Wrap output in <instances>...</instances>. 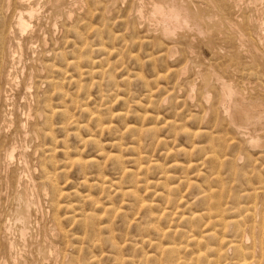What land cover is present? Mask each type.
Instances as JSON below:
<instances>
[{
	"label": "rangeland",
	"instance_id": "obj_1",
	"mask_svg": "<svg viewBox=\"0 0 264 264\" xmlns=\"http://www.w3.org/2000/svg\"><path fill=\"white\" fill-rule=\"evenodd\" d=\"M62 2H63V0H61ZM64 1H66L65 3H69L70 1L71 2H73L74 0H64ZM42 2H44V3H41L40 4V7L41 6H43L44 4H47L48 3V0H43ZM121 2V3H120ZM217 5L219 6V15H218V19H216V20H218V22H215L214 20H211V22H214V23H211L210 21H208L207 20V17H206V15H204L202 18H201V20H199V21H201V23H203V24H201V26H202V28H203V37H197V36H195L196 38H192V41L190 42V43H188V46H187V50L189 51H192V52H188L187 51V55H186V60L184 61L183 60V58H182V60H180L181 62H179L178 64L179 65H176V66H173L172 64L173 63H175V64H177L176 63V60L175 61H173L174 60V58L175 59H177L176 57L179 55H174L173 56V58H170V59H168L166 62L162 59V58H160L159 60H160V63H159V60H157V56L159 55V49H156V48H152V47H148V45H146V44H143L144 45V47L145 48H147V50L143 47V49H145L146 51H148L149 52V54H151V50H152V52H153V54H151V55H148V56H152L153 55V59L154 60H157V63L155 62L154 64L153 63H149L148 61H147V65H146V63H144L146 66H139V64L137 65L135 62V60L133 59V60H131L130 59V62H129V58H128V54H126V53H128V52H124V58H123V60H119L120 61V63H118V64H115V65H113V62L115 61V59L116 58H114V60H112L113 58H111L110 59V61H111V63H109V62H107V61H105V60H103L102 58H104V55H100V53L101 52H97L96 53V51L98 50L99 51V49H100V47L98 46V43H97V41L95 42V40H93L92 38H90L89 39V37H87V43H88V45L85 47V49H83V52L84 53H87L88 55L89 54H92V53H90V52H94L92 55L94 56V58H96L95 56L96 55H100V56H103V57H101V58H99L100 56H97V58H96V60H94V58H93V56L92 57H84V58H82L81 60H80V62H81V68H80V71L79 72H77L75 69H73V67H71V66H69L68 65V63L71 61V59H73V56H77L78 55V52H79V48H81L82 47V44L84 43V41H85V39L86 38H84L85 36H83V37H80V36H76V34H74L75 33V31H74V33L71 35V34H68V35H66L65 34V30H64V17H61V19L60 18H58V20L57 21H60V23H59V25L58 24H56V25H58L57 26V28H59V26H60V29H58L59 31H61V29H63V33L62 32H57L56 33V35L55 36H57V37H55L53 34H52V29H53V27H52V25H53V21H51V25H47V22H49L50 23V20H48V19H42L43 17L41 16H39V21H38V19L35 21V26L41 31L42 29H44L42 32H41V34H43L44 36H45V38L47 37V36H51L50 38L49 37H47L46 38V40H47V42L48 43H50V42H52V43H50V44H48L47 43V49L48 50H45V52H43L44 51V49H46V47L44 48L42 45H41V43L39 44V43H37L36 44V46H37V48H36V50L37 51H39V52H37L36 50H35V53H32V52H29V51H27L26 53H28L27 55H26V53L25 54H23L24 56V58L22 57L21 58V63H20V65H22L23 63L24 64H26V65H22V66H19L21 69L20 70H18V73L19 74H17V76L19 75L20 76V78H17V81H19V84H17V90L15 89V90H13V93H11L10 95H11V97L12 96H17V95H19V96H17V98L15 99V97H10V99H9V102L7 103V107H6V110L7 111H9V112H13L15 115H18L19 113H21L20 111H21V108H22V106H23V103H24V106L26 105V104H31V105H35V104H37V103H39V108H41V109H39V111H41L42 112V110H43V112L45 113H47L48 115H50L49 113H50V111H51V108H52V110H53V116L52 117H50V123H49V125L48 126H52V128H54V129H52L53 131L49 134L50 135V137L51 136H54V137H56V139L53 137L52 139H55L56 141H59V142H55V140L53 141V140H51L50 139V137L49 138H46L45 139V146L44 147H42V148H40L39 150H40V152H43V153H39L38 155L39 156H35V154H37L38 153V149L36 150V148L35 147H32L33 148V150H32V148H30L31 146H32V144H31V146H30V143H22L20 140H23V142L24 141H26V142H28V140H26V138L24 137V135L23 134H21V136H20V134L17 136V135H14L17 139H15V137H13V136H11V137H8L7 138V141H8V139L10 138L11 140L12 139H15L14 140V142L15 143H19V141L21 142V143H19V146L21 147H17V144H16V148H19V149H16V159H15V163H14V160L12 161L13 162V164H10V163H12V162H10L9 164H4L3 162L2 163H0V164H2V165H0V169H4L5 171H7V172H5L4 171V173H0L1 175H0V178H3V180L1 179V181H0V186H2V187H0V193H4V197H3V194H0V197L2 198V199H4L3 201H6V202H4L3 203V201H1L2 199H0V203L2 204V205H4V206H6V207H9V208H11V206H10V204L12 203L13 204V200H15V198H16V196H17V193L19 194L20 193V191L22 192V190H26V191H28L27 193H28V197L29 198H31L32 197V199L33 200H36V198L38 197L39 198V200L37 201V203H36V208H35V210H32V213H31V215H30V219H31V224H30V226H31V228L29 229V232H28V234L26 235V237L25 238H22L21 236H20V233H19V231H17L16 232V230H17V228H16V230H14V229H12V231L11 232H9V234H8V237H7V241H8V244L9 243H11V241L12 242H15V243H11V249L9 250L7 247L6 248H4V247H0V249L2 250L1 252H0V264H2V262L4 261V264H22V262L25 264V262L24 261H26V264H126V262H128V264H130L129 263V261L131 262V264H141L142 262V264H153V262L156 264V262L155 261H152L151 262V260H153V259H150V258H152V257H149V256H151V255H153V254H155L156 252V250H154L153 248H151V247H148L146 244H144L143 246H141V241H146L147 239V241H152V240H154V241H152V242H155V243H158V241L160 240H163V241H161V242H168V241H170V242H173V243H175V244H179V243H181L182 241L184 242V239L183 238H181V236L180 235H178V233H179V229H181V228H183L182 230H185L184 228H187L188 227V224L186 225L185 223H183L182 224V222H184V221H182V219L180 218V219H178L176 216V218H174V216H172V218L170 217V218H168V219H170V220H167V218H159L160 219V221H159V219H158V217H159V215L158 214H160V213H158L157 215H155L156 214V212L158 211L159 212V210H165L166 211V209L167 210H170L171 208V205H173V203L175 202V201H172V199L173 200H177V199H182V198H185V196H186V198L185 199H182V201H184V200H187L188 202V204H187V206H189V207H191L190 209H188V207L186 206V207H184V208H182L183 210H185V211H182V209H180L183 213H185L187 210L186 209H188V212H189V210L190 211H194V209L195 210H200V214H205V213H207L206 212V210H203L205 207H207V205H203L201 202V199H203L204 198V196L203 195H205L206 193H204L205 192V188L206 187H211L210 189H212L213 191H215V193H218V194H216V195H222L224 192L227 194L228 193V191H229V193L227 194L228 196H226V194L224 193V196H225V200H222L221 201V206H222V210H224L226 207H231V205H236V204H240L241 202L243 203V202H245V200L243 199V198H241V196L243 197V194L244 193H246V192H249V191H247L246 189L247 188H245L246 187V185L244 184L245 183V180L246 179H248V180H250V181H253V183H254V186L255 187H258L259 186V184H255V182H256V180H257V176L259 175V173H260V163L262 164V162L263 161H260V157H258V156H261V155H264V153H263V151H264V149H263V146H264V144L263 145H260V146H258V147H255V146H249V145H247V146H249V147H247L246 146V144H245V139L244 138H239L238 137V140H237V142H238V147H236L235 148V146L233 147V148H229V149H226L227 150V152H226V150L225 151H223V152H221V153H219V154H215V152H213V150H212V152H211V150H208V148H210V147H208V145L210 146V144H208V140L207 139H203V140H201V138H203V137H200L201 135H199V136H195L196 134H194V132L196 133V132H198V130H200V131H208V132H211L212 131V133H214V135L215 134H218L219 136H227V137H236L235 136V132H234V130L231 128V127H229L228 128V126H225V125H227V122L225 121V117L224 116H226L225 115V113H219V114H216L215 112H213V109H212V106H213V99L211 98V99H208V101L207 100H203V98H205L207 95L206 94H208L209 96H214V93L215 92H217V90L218 89H215L219 84V82H217V80L220 78V79H222L221 81H223L224 79H226L227 78V80H225V81H223V82H226V84H229V85H235L236 84V86L235 87H238V89L237 88H234L235 90H238L239 92H242L241 94H243L241 97H243L245 100L244 101H247L246 103H260L261 105H262V109L264 110V90H263V88H264V78H262V77H264V48L263 49H260V48H262V46L264 47V45H262V44H264L263 42H264V38L262 37V36H259L258 37V40H257V38H256V31L254 30V24L253 23H255V19L257 20V18H262V19H264V5H262V4H264V0H263V3H261V2H258V5H260V6H257L256 4H255V2H253L252 0H250V2H249V0H247V2H243L244 4H242L241 6H239L238 8L239 9H241V10H239L238 8H233L232 9V6H231V4H229V0L228 1H226V0H217ZM224 2V3H223ZM249 2V3H248ZM52 3V2H51ZM113 3H119V5H117L116 7H118L117 8V10H118V13H120V10H121V14L122 13H124V16H125V14H126V10L123 12V7H121V5L123 4V2H122V0L120 1V0H114L113 1ZM128 3H129V1H128ZM228 3V4H227ZM231 3V2H230ZM245 3H246V6H248V7H246L247 9H245ZM124 4H126V1H125V3ZM123 4V5H124ZM213 4H215L214 2L211 4V6H214ZM228 5V6H227ZM229 5H230V7H229ZM250 5V6H249ZM262 5V6H261ZM125 6V5H124ZM262 7V8H261ZM120 8V9H119ZM251 8H253V9H251ZM261 8V9H260ZM227 9V10H226ZM256 9V10H255ZM258 9V10H257ZM76 11V13L74 14L73 13V15H75V17H74V19L76 18H78L79 16H80V10H77V9H75ZM239 10V11H238ZM244 10H246L247 11V13H246V11H244ZM252 10V11H251ZM4 11H6V9L4 10ZM233 11V12H232ZM241 11V12H240ZM258 11V12H257ZM127 12H128V9H127ZM222 12V13H221ZM231 12H232V14H231ZM241 14H243V15H241ZM251 12H253L252 14H250ZM79 13V14H78ZM236 13H237V15H238V17H237V15H236ZM245 13V14H244ZM255 13V14H254ZM257 13V14H256ZM261 13V14H260ZM4 14H5V17H9V14L10 13H8V12H4ZM6 14H7V16H6ZM121 14H119V15H121ZM207 14H208V11H207ZM224 14V15H223ZM254 14V15H253ZM261 16H259V15ZM77 15V16H76ZM82 15V14H81ZM230 15H232V16H230ZM244 15L246 16V17H244ZM249 17H248V16ZM258 15V16H257ZM115 16H117V14L115 15ZM254 17V20H253V17ZM206 17V18H205ZM231 17H235V19L233 20V18L232 19H230V20H232V21H230L228 18H231ZM242 18H244V19H242ZM252 21H251V20ZM63 22H62V21ZM98 20L99 19H93L92 20V23L93 24H98ZM235 20H238V21H235ZM240 20H241V22H240ZM246 20H248L246 23H250V24H252V27H251V25H249V24H246V23H244ZM43 22V25L44 26H41L42 25V22ZM95 21V22H94ZM207 21V22H206ZM36 22H38V23H36ZM75 22V21H74ZM145 22V23H144ZM209 22V23H208ZM61 23L63 24V25H61ZM211 23V24H210ZM223 25H221V24ZM226 23L227 24H229V27H228V25H226ZM235 23V24H234ZM243 23H244V25H243ZM40 24V25H39ZM46 24V25H45ZM108 24H110V23H108ZM120 24L121 23H117L115 26H112L113 27V29L112 30H115V31H117V32H119V31H121V33L120 34H124L123 36L125 37V39H129L128 38V36L131 38V37H137V33L136 32H133L132 30H131V26H128L126 29H128V30H131L136 36H133L134 34H132V32L130 31H126L125 30V28H123V26L121 25L120 26ZM144 24H146V26H147V23H146V21H143V20H141V25L142 26H140V27H145L146 28V26L144 25ZM204 24H206V25H204ZM234 26H233V25ZM40 26V27H38V26ZM114 25V24H113ZM211 25H213V27L211 26ZM216 25V26H215ZM219 25H220V29L222 30V31H219L220 29H219ZM239 25V26H238ZM116 26H117V28H116ZM243 26V27H242ZM43 27V28H42ZM47 27H49V28H51V29H47ZM120 27V28H119ZM130 27V28H129ZM139 27V28H140ZM222 27V28H221ZM235 28V30L238 28V27H240L239 29H237L236 31L235 30H233V31H231V29L230 28ZM246 27H249V28H246ZM250 27H251V30H250ZM124 29V31H122L123 29ZM144 28V29H145ZM205 28H206V30H205ZM211 29L210 31H211V34H208L209 33V31H208V29ZM212 28L214 29V30H212ZM223 28H225V29H223ZM233 28V29H234ZM46 29H47V31H46ZM216 29H219V30H217L216 31ZM247 29V30H246ZM51 30V31H50ZM82 29L80 28L79 30H77V31H81ZM232 32V33H230V31ZM239 30V31H238ZM245 30H246V32L247 33H244L245 32ZM255 32H254V31ZM50 31V32H49ZM114 31V32H115ZM206 31V32H205ZM238 31V32H237ZM244 33V34H246L247 36H249V33L251 34L250 36H254L253 37V40H255L254 42V45H253V49H249L251 46H252V43H251V41L247 38V36L246 35H243L242 33ZM252 31H253V33H252ZM44 32H47V33H50L49 35H46V34H44ZM113 32V31H112ZM237 33V34H239V35H237V36H235L236 34L235 33ZM205 33H207L206 34V36L208 37H206L205 36ZM227 33V34H226ZM235 35H234V34ZM58 34V35H57ZM127 35V37H126V35ZM130 34V35H129ZM223 36V34H224V38L221 36V35ZM228 34H230L229 36H227ZM60 35H62V36H60ZM215 35H217V36H215ZM54 36V37H53ZM149 36H152L151 34L149 35ZM206 38H205V37ZM219 36H221V37H219ZM61 37V38H60ZM213 37V38H212ZM48 38L50 39V40H48ZM57 38V39H56ZM58 38H60V39H58ZM64 38V39H63ZM79 40H78V39ZM80 38H81V40H80ZM201 40H200V39ZM237 38H239V39H237ZM242 38H244V39H242ZM247 38V39H246ZM259 38H261V39H259ZM51 39H53V41H51ZM72 39V40H71ZM197 39V40H196ZM208 40V43L207 44H205L206 42V40ZM213 39H214V41H213ZM221 39H222V41H221ZM237 39V40H236ZM56 40V41H55ZM195 40V41H194ZM209 40H211V41H209ZM220 40V41H219ZM263 40V42H261ZM50 41V42H49ZM54 41H55V43H58V44H55L54 43ZM58 41V42H57ZM80 43H79V42ZM194 41V42H193ZM236 41V45H235V42ZM249 42L248 44H246L247 42ZM63 42H66L65 44L63 43ZM72 42L74 43V44H72ZM83 42V43H82ZM93 42V44L95 43L96 45H93V44H91V45H89V43H92ZM211 42V43H210ZM238 42V43H237ZM260 43V45H259V43ZM113 42H110V45L109 46H111V45H113L112 44ZM121 44V42L120 41H118V43L117 42H115V45H113V46H117V45H120ZM194 45H192V44ZM198 43H201V44H198ZM210 43V44H209ZM214 43V44H213ZM221 43V44H220ZM224 43V44H223ZM241 45H240V44ZM243 43V44H242ZM38 44H39V46H38ZM53 44H55V47H54V45ZM68 44H70L69 46H68ZM78 44H80V45H78ZM109 44V43H108ZM204 46H203V45ZM249 44H250V46H249ZM57 45V46H56ZM61 46V47H59L58 48V46ZM146 45V46H145ZM202 45V46H201ZM205 45H207V48H206V46ZM211 47H209V46ZM217 45H219V46H217ZM237 45H238V48H237ZM243 45V46H242ZM245 45H248L247 47H244ZM262 45V46H261ZM50 46H53V47H50ZM95 46V47H94ZM97 46V47H96ZM222 46V47H221ZM224 46H226L227 48L226 49H223V48H225ZM229 46V47H228ZM233 46V47H232ZM254 46H255V48H254ZM94 47V48H93ZM99 47V48H98ZM118 47V46H117ZM138 46H136V49L137 50H139L140 51V53H137L136 51V53H137V56L138 55H140L141 56V62H145V60L144 59H146V57H147V59L146 60H148V59H150V57H148L147 55H145V54H148V53H146V51H144L143 49H139V48H137ZM200 47V48H199ZM215 47V48H214ZM218 47V48H217ZM241 47H244V48H241ZM257 47V48H256ZM40 48H43L42 50H40ZM56 48H58V51H56L55 49ZM134 48V49H133ZM132 48V50L130 49V48H127V50L128 51H134V50H136L135 49V47H133ZM142 48V47H141ZM177 48H179V47H177ZM194 48V49H193ZM208 48H210V49H208ZM212 48H214V49H212ZM217 48V49H216ZM222 48V50H219V49H221ZM230 48H233V49H235L234 50V53H236V54H231V53H233V49L231 50ZM246 48H248V50L246 49ZM252 48V47H251ZM53 49H54V51H53ZM72 49H74V51H75V53L74 52H72V54H71V51H72ZM92 49V50H91ZM94 49L96 50V51H94ZM156 50V53L154 52L155 50ZM191 49H193V50H191ZM229 49V50H228ZM240 49H242L243 50V52H242V50H240ZM255 49H257L259 52H260V55H262V56H258L259 55V52L257 51V50H255ZM161 50V49H160ZM195 50V51H194ZM210 50V51H209ZM229 52H228V51ZM240 51V52H238V51ZM253 50H255V51H253ZM42 51V52H41ZM47 51H49V53H47ZM138 51V52H139ZM194 51V52H193ZM197 51V52H196ZM200 51V52H199ZM215 51V52H214ZM222 51H224V52H228L227 53V55H226V53H223ZM236 51V52H235ZM245 51V52H244ZM251 51H253V52H255V53H252ZM37 52V53H36ZM58 52H59V54H61V56H59V54H58ZM134 52V53H135ZM143 52H144V54H143ZM213 52V53H212ZM219 52V54H217ZM247 52H249L248 54H250V53H252V54H250V55H248V56H250V58H247L248 56L247 55H245ZM258 52V53H257ZM43 53V54H42ZM44 53H45V55H44ZM55 54V56H53L54 54ZM74 53V54H73ZM135 53V54H136ZM155 53V54H154ZM191 53V54H190ZM201 55H200V54ZM220 53H221V55H222V53H223V55L221 56L220 55ZM238 53V54H237ZM240 53L242 54V55H240ZM35 54V55H34ZM37 54V55H36ZM96 54V55H95ZM143 54V55H142ZM158 54V55H157ZM189 54V55H188ZM198 54L201 56V57H197L198 56ZM213 54H216V55H214L213 57H211ZM30 55V61L28 60L29 59V57H27V56H29ZM39 55V56H38ZM52 55V56H51ZM69 55H72V56H70L69 57ZM145 55V56H144ZM156 55V56H155ZM205 55V56H204ZM228 55H230V57L232 58V60H234V59H236V60H234V61H231L230 59V57L228 56ZM231 55H233V56H231ZM255 55H256V57L259 59V61H257L258 59L255 57ZM26 56V57H25ZM39 57L38 58V60H37V58L36 57ZM45 56H49V58H47V57H45ZM57 56H59L58 57V59H59V62H58V59H57ZM62 56L64 57V59H62ZM127 56V57H126ZM190 56H194V57H190ZM209 56V57H208ZM217 58H216V57ZM241 56H243L242 58L243 59H245L244 60V62H243V60H241L239 57H241ZM246 58H245V57ZM34 57L36 58V60H34ZM52 57H54V59H52ZM126 57V58H125ZM139 57V56H138ZM144 59H143V58ZM180 55L178 56V59L177 60H179L180 58ZM189 57V58H188ZM203 57H207V59L209 60L210 58V61H208V60H205L206 58H203ZM41 58V59H40ZM66 58H69V59H66ZM90 58V59H89ZM92 58V59H91ZM204 60H202V59ZM224 58H228V59H224ZM237 58H239L238 60H237ZM261 58V59H260ZM88 59V60H87ZM98 59V60H97ZM125 59H127L126 61H128L129 63H126V61H125ZM173 59V60H172ZM214 59H216L215 61H214ZM224 60V61H226V62H224V61H222V60ZM247 59V60H246ZM257 59V60H256ZM25 60V62H23ZM47 61V62H50V61H52V62H50V63H52L53 65H56V66H54V69H53V72H51V74H50V72H48L47 73V76H51L53 79H54V81L56 82V84H57V90H55L54 91V95H52L51 94V89L52 88H50V86L48 85V84H46V83H44V82H42V83H40L39 81V79H38V82L37 83H40V84H38L37 85V83L35 82V81H37V79L35 78L36 77V74L37 73H35L34 71L35 70H33L32 71V69H35L36 67H34L35 65L37 66L38 64H39V61L40 62H42V61ZM86 60V61H85ZM90 60H93L94 61V64H92L91 62H93V61H91L90 62ZM99 60H103L102 61V64L100 65V62L101 61H99ZM163 60V61H162ZM171 60V61H170ZM197 60V61H196ZM212 60V61H211ZM250 60V61H249ZM64 61H66V62H64ZM105 61V62H104ZM118 61V62H119ZM124 61V62H123ZM190 61V62H189ZM195 61V62H194ZM206 61V62H205ZM235 61H236V63H235ZM246 61V62H245ZM249 61V62H248ZM260 61H263L262 63L260 62ZM23 62V63H22ZM32 63L31 65H32V67H31V65H29V63ZM36 62V64H34ZM38 62V63H37ZM57 62V63H56ZM90 62V63H89ZM121 62H123V64L125 63V65H123ZM152 62V61H151ZM162 62H164V64H166V65H164V64H162ZM168 62V63H167ZM178 62V61H177ZM201 62L203 63V64H201ZM231 62V63H230ZM240 62V63H239ZM242 62V63H241ZM252 62H254L255 63V66L254 67H256L255 69H254V67H252V65L254 64H252ZM58 63H60V64H58ZM95 63H96V65H95ZM107 63H109V67L111 66H114V67H110V69H109V67H108V64ZM133 63H135V67H136V69H134L135 67L132 65ZM172 63V64H171ZM184 63H186V64H184ZM191 63V64H190ZM196 63V64H195ZM197 63H200V64H197ZM205 63H206V65H205ZM208 63V64H207ZM213 63H216L215 65L213 64ZM218 63H220V64H218ZM237 63H239L238 64V68H235V66L237 67ZM63 64V65H62ZM66 64V65H65ZM87 64V65H86ZM97 64L100 66H98V67H95V66H97ZM103 64L106 66V68H102L101 66H103ZM171 64V65H170ZM174 64V65H175ZM212 64V65H211ZM231 64V65H230ZM245 64H248L247 66L245 65ZM257 64V65H256ZM60 65H62V66H60ZM64 65L66 66V67H64ZM83 65H85V66H83ZM91 65H92V67H91ZM95 65V66H94ZM116 65H118V66H116ZM120 65V66H119ZM121 65H123L125 68H127V67H130V68H127L126 69V71H125V68L123 67V66H121ZM151 65H155V68L154 67H152ZM156 65H158L157 67H156ZM161 65V66H160ZM167 66L168 65V67H165V69H168V70H165L164 69V67H162V66ZM186 65V66H185ZM198 65V66H197ZM217 65H218V67H217ZM244 65H245V67H244ZM24 66V67H23ZM140 67V69H142L143 71H141L140 69H139V67ZM151 66V67H150ZM172 66V67H171ZM178 66V67H177ZM182 66V67H181ZM190 66V67H189ZM199 66H201L202 67V69L204 70H202V69H200V67ZM227 66V67H226ZM229 66H232V68H230ZM253 68H251V67ZM34 67V68H33ZM56 67V68H55ZM61 67H64V68H61ZM89 67H91V68H89ZM104 67V66H103ZM108 67V68H107ZM134 67V68H133ZM142 67V68H141ZM150 67V69H148ZM159 67H160V71H159ZM175 67H177V68H175ZM185 67V68H184ZM198 67H199V69H198ZM204 67H207V68H204ZM213 67V68H212ZM250 67V68H249ZM22 68L25 70L24 72H26V73H24V72H21V70H22ZM99 68V69H98ZM114 68H115V70H114ZM124 69V71H123V69ZM155 69V71H154V69ZM169 68H170V70H169ZM171 68H172V70H171ZM180 68H184L185 70H183V74H186L187 73V75H182V77L180 78V79H182L181 81H179L180 79L178 78V80H177V77H176V74H174L173 72H174V70L176 69V71L177 70H179ZM187 68V69H186ZM196 68V69H195ZM210 68H212V69H210ZM220 68L222 69V70H220ZM226 68H228V69H226ZM229 68L231 69V70H229ZM241 68V69H240ZM244 68H246V69H244ZM30 69V70H29ZM62 69H64V70H62ZM91 69H95V70H93V71H95V73L92 71V74H91ZM97 69V70H96ZM101 69H103V71L101 70ZM106 69V70H105ZM122 69V70H121ZM132 70V71H134L135 70V74H143V75H141L140 77L141 78H138L136 75L134 76V73H133V76L135 77H133L132 76V73H131V71H128V70ZM144 69H147V71L146 70H144ZM152 69V70H151ZM156 69H158V71L156 72ZM161 69L164 71H161ZM188 69H192L191 71L192 72H194V73H192L191 71H189ZM216 69V70H215ZM242 70V71H240V70ZM259 69H260V71H259ZM69 70H71L70 72H69ZM100 70V72H98ZM107 70H109V71H111V70H113L112 71V73L111 72H109V71H107ZM137 70V71H136ZM139 70V71H138ZM194 70H196V71H194ZM199 70V71H198ZM202 70V72H200ZM208 70H212V71H208ZM227 70H229V71H227ZM232 70H234V71H232ZM235 70H237V72H239L238 74L235 72ZM246 70V71H245ZM32 72V73H29V72ZM63 71H65V72H63ZM66 71H68V72H66ZM76 71V72H75ZM85 71H86V73H85ZM105 71V72H104ZM115 71H116V73H118V74H116L115 75ZM123 71V72H122ZM143 72V73H138V72ZM145 71V72H144ZM187 71V72H186ZM209 73H208V72ZM216 73H215V72ZM219 71V72H218ZM227 71V72H226ZM262 72V73H260V74H258L259 72ZM28 72V73H27ZM83 72V73H82ZM88 72H90V74L88 73ZM100 73L99 75H98V73ZM122 72V73H121ZM124 72H126V75H123V73ZM166 72V73H165ZM191 72V73H190ZM200 72V73H199ZM203 72H205V73H203ZM223 73V74H220V73ZM232 72H233V74H232ZM258 72V73H257ZM77 73V74H76ZM93 73H94V76H92V81H91V75H93ZM108 74V73H110V75H111V77H113V78H111L110 77V75L108 76V75H106V74ZM131 73V74H130ZM146 73H148V74H146ZM156 73V74H155ZM170 73V74H169ZM242 73V74H241ZM24 76H23V75ZM29 74H31V76H32V81H27V77L28 76H30ZM33 74V75H32ZM71 74H73V76H71ZM74 74H76V75H74ZM82 74H84V77H80V76H83ZM86 74V75H85ZM89 74V75H88ZM120 74L122 75V76H124V81H126V85H127V82H128V87H125L126 85L124 84L125 82H121V81H119V80H123V78H122V76H120ZM153 74H155V75H153ZM161 74H162V76H161ZM166 74V75H165ZM169 74V75H168ZM194 75V76H192V75ZM199 74H203V75H200V76H202L201 78H199V77H197ZM206 74V75H205ZM211 74H212V76H211ZM234 74H237V75H234ZM239 74H241V75H239ZM244 74H246L245 76L247 77V78H243V76H244ZM262 74V76H260ZM52 75H54V76H52ZM61 75V76H60ZM98 76V78L96 77V76ZM102 75V76H101ZM115 75V76H114ZM129 77H128V76ZM144 75H147V76H152V78L150 79V78H148V77H145ZM158 75V76H157ZM215 75H221V77H216ZM225 75V76H224ZM226 75H227V77H226ZM231 75V76H230ZM260 76L259 78H258V76ZM16 76V77H17ZM21 76L23 77V79L25 80H23L22 78H21ZM68 76H70V77H68ZM85 76H87V77H85ZM100 76V77H99ZM118 76V77H117ZM128 77V78H125V77ZM131 76V77H130ZM153 76H154V78L155 79H153ZM186 76V77H185ZM205 76V77H204ZM244 76V77H245ZM60 78V77H62V78H60V80H58L57 78ZM72 77V78H71ZM73 77H77L78 79L75 81H73ZM97 79H96V78ZM102 77V78H101ZM108 77V79H110V81L109 80H107L106 79V81H104L105 80V78H107ZM110 77V78H109ZM114 77H117V78H114ZM168 77H169V79H168ZM172 77H175V78H172ZM191 77V78H190ZM229 77V78H228ZM235 77V78H234ZM240 77V79H238ZM69 78H70V80H69ZM89 78V79H88ZM96 80H98V82H96L95 81V79ZM144 78V79H143ZM203 78V79H202ZM214 78V79H213ZM243 78V79H242ZM21 79H22V81H21ZM72 79V80H71ZM74 79H76V78H74ZM94 79V80H93ZM115 79V80H114ZM116 79H117V84H115L116 83ZM127 79H130L133 83H134V85H136V86H134V87H131V85H132V83H131V81L129 82ZM134 79H136V80H134ZM139 79V80H138ZM192 79V80H191ZM195 79V80H194ZM210 79V80H209ZM219 79V80H220ZM234 79V80H233ZM246 79H247V82H245L246 81ZM255 79H258L257 80V82H260V83H257L256 82V80ZM260 79V80H259ZM63 80V81H62ZM68 80V81H67ZM89 80V81H88ZM138 80V81H137ZM149 80H151V82H152V84L150 83V81ZM184 80V81H183ZM212 80H215L216 81V84H215V81H212ZM218 80V81H219ZM229 80V81H228ZM239 80V81H238ZM25 83H24V82ZM62 81V82H61ZM70 81V82H69ZM101 81H102V83H101ZM111 81H114V83H112ZM136 81V82H135ZM140 81V82H139ZM142 81V82H141ZM157 81V82H156ZM161 81H164V82H161ZM171 83H170V82ZM194 81H196V82H194ZM201 81V82H200ZM204 81V82H203ZM210 81H212L213 83H211ZM235 81V82H234ZM243 81V82H242ZM32 84H31V83ZM33 82H35V83H33ZM90 82V87H87V86H89V85H86V84H88ZM93 82H96V83H99V84H97V87H96V85H95V83H93ZM103 82H106L107 84H105L104 83V85H102L103 84ZM118 82H120V84L118 83ZM144 82H146V84L144 83ZM148 82H149V84H148ZM179 83V84H177V83ZM187 84H186V83ZM189 82V83H188ZM194 82V83H193ZM198 82H200V83H198ZM203 82V83H202ZM250 82H252V83H250ZM109 83H111L110 85H113V87H117L118 89H123V90H125V91H123V90H121V93H122V91H123V94H121V93H119V94H117L118 93V89L117 88H113V89H115L114 90V93H113V89L109 86ZM121 83H123L122 84V86L120 87V85H121ZM136 83V84H135ZM154 83V84H153ZM175 85H174V84ZM198 83V84H197ZM211 83V84H210ZM239 83V84H238ZM243 83V84H242ZM250 83V84H249ZM25 84H28L29 85V87L31 88L30 90H27L26 92H25V90H24V87L25 86H23V85H25ZM60 85V87H59V85ZM65 84V85H64ZM165 84H166V86H165ZM170 84V85H169ZM186 84V85H185ZM208 84H210V85H208ZM218 84V85H217ZM247 85V86H249V88L246 86V87H244L245 85ZM259 84V85H258ZM19 85V86H18ZM34 85V86H33ZM62 85V86H61ZM93 85H95V86H93ZM115 85V86H114ZM142 85H144L143 87H139V86H142ZM154 85V86H153ZM156 85V86H155ZM171 85L173 86V87H171ZM176 85H179L178 87L176 86ZM183 85V86H182ZM189 85V86H188ZM194 85H195V90H194ZM244 85V86H243ZM255 85V88L253 87V86ZM35 86H36V88H35ZM39 86H40V88H39ZM48 86V87H47ZM64 86V87H63ZM102 86V87H101ZM123 86H124V88H123ZM147 86V87H146ZM162 86H163V88H162ZM176 86V87H175ZM187 86V87H186ZM208 86H209V90H206V89H208ZM44 87V88H43ZM100 87V88H99ZM141 89H139V88ZM145 87H146V91H143V89H145ZM155 87V88H154ZM205 87V88H204ZM219 87V86H218ZM217 87V88H218ZM232 87H234V86H232ZM46 88H50V90H47ZM128 88V89H127ZM161 88V89H160ZM169 88V89H168ZM214 88V89H213ZM241 88H242V90H241ZM253 89L254 88V90L252 91L251 89ZM260 90H258V89ZM262 90H261V89ZM23 89V90H22ZM46 89V90H45ZM127 89V90H126ZM171 89V90H170ZM190 89V90H189ZM193 89V90H192ZM213 89V91H211ZM109 90H111V92L114 94H112ZM156 90H160V92H158V91H156ZM165 90V91H164ZM167 90H170V91H167ZM176 90V91H175ZM178 90V91H177ZM189 90V91H188ZM199 90V91H198ZM203 90V91H202ZM255 90L256 91H258V93L259 92H263V93H255ZM23 91V92H22ZM42 91H44L43 93H41V94H39V92H42ZM78 91H79V93H78ZM107 91H109V92H107ZM141 93H140V92ZM169 93H167V92ZM179 91H180V93H179ZM195 91V92H194ZM205 91V93H203ZM207 91V92H206ZM219 91V90H218ZM20 92V93H19ZM30 92H32V93H30ZM36 92H37V94H36ZM58 92H62V93H58ZM107 92V93H106ZM120 92V91H119ZM130 92H131V94H133L134 92V94H138V92H139V94L136 96V95H131L130 94ZM146 92H148V93H146ZM154 92V93H153ZM165 92V93H164ZM182 92V93H181ZM190 92H192L193 94H191ZM244 92V93H243ZM16 93V94H15ZM21 93H23L22 95H21ZM27 93V94H26ZM102 93V94H101ZM104 93H106V94H104ZM116 93V94H115ZM124 93H125V95H124ZM127 93V94H126ZM157 93H158V95H159V93H164V94H161V96H157ZM172 93H174V94H172ZM186 93V94H185ZM250 93H252V94H250ZM253 93H255V95L253 94ZM39 95V99H36L37 98V96ZM43 94L45 95V94H48V95H45V97H43ZM51 94V95H50ZM59 94H61V96H63V97H60V95ZM109 94H111V97H110V95ZM130 94V95H129ZM141 94V95H140ZM146 94V95H145ZM148 94H150V95H148ZM180 94H182V96H180ZM188 94V95H187ZM192 96H191V95ZM199 94V95H198ZM9 95V94H8ZM26 97H28V98H26ZM27 95H29V96H27ZM31 95V96H30ZM40 95H42V96H40ZM50 95V96H49ZM57 95H59V96H57ZM69 95L72 97V99H68L69 98ZM103 95H105L106 97H104ZM116 95V96H115ZM139 95H140V97H139ZM142 95H144V96H142ZM173 95H175L174 97H173ZM186 95H187V97H186ZM205 95V96H204ZM245 95V96H244ZM248 97H247V96ZM24 96V97H23ZM34 96H36V97H34ZM56 96H57V98H56ZM75 96V97H74ZM76 96H79V97H76ZM112 96H114V98H112ZM118 96V97H117ZM121 98H120V97ZM130 96V97H129ZM132 96V97H131ZM136 98H135V97ZM142 96V97H141ZM169 97V99L167 100V98ZM184 96V97H183ZM200 98H199V97ZM201 96H203V98L201 97ZM255 96V97H254ZM22 99H21V98ZM30 97V98H29ZM42 97V98H41ZM46 97H48V98H46ZM54 97V98H53ZM60 97V98H59ZM70 97V98H71ZM116 97V98H115ZM125 97H127V98H130L129 100H127V98H125ZM134 97V98H133ZM144 97V99H143V101H142V98ZM147 97V98H146ZM156 97H158V99L156 98ZM166 97V98H165ZM182 97V100L180 99ZM189 97H192V98H190L189 99ZM193 97H194V99H193ZM247 97V98H246ZM26 98V99H25ZM33 98H35L36 100H40L39 102L38 101H34V99ZM41 98V99H40ZM63 98V99H62ZM89 98V99H88ZM108 98L109 99H111V101H109L108 100ZM117 98H120V101L122 100V98H124L123 100H124V102L123 101H121V103H123V104H125V105H123V104H121L120 102H117V101H119V99H117ZM141 98V99H140ZM155 98V99H154ZM171 98V99H170ZM11 99H13V100H11ZM19 103V104H21V102H22V104L19 106V104L15 101V100ZM28 99V101L26 102V100ZM29 99L31 100L30 102H29ZM45 99V100H44ZM78 99H79V101H81L80 103H78ZM102 99H104V100H102ZM113 99H115V100H113ZM117 99V100H116ZM134 99V100H133ZM160 99V100H159ZM197 99H199L198 100V102H197ZM202 99V100H201ZM10 100L11 101H14L13 103H15V104H13V103H10ZM24 100V101H23ZM47 100H50L49 102H47L46 103V107L45 108H43L44 107V102H46ZM59 100V101H58ZM72 100V101H71ZM76 100V101H75ZM106 100H108V103H106L107 101ZM126 100L128 101V103L126 102ZM131 100H133V101H131ZM157 100H159V101H157V103H156V101ZM209 100H211L210 102H209ZM251 102H250V101ZM256 100V101H255ZM58 101V102H57ZM65 101L67 102V103H65ZM83 101V102H82ZM101 101V102H100ZM115 101V102H114ZM130 101V102H129ZM135 101V102H134ZM137 101H138V103H137ZM140 101V102H139ZM155 101V102H154ZM174 103H173V102ZM180 101H181V103H180ZM204 103H203V102ZM260 101V102H259ZM26 102V103H25ZM29 102V103H28ZM34 102H37V103H34ZM50 102H52V103H50ZM56 102V103H55ZM73 102H76V103H74L73 104ZM126 102V103H125ZM133 102V103H132ZM141 102H143V103H141ZM148 103V105H147V103ZM172 102V103H171ZM188 102V103H187ZM189 102H190V104H189ZM205 102H207V103H205ZM212 102V103H211ZM262 102V103H261ZM103 103H105V106H103L104 104ZM139 103H140V105H139ZM152 103H154L153 104V106L151 105ZM198 103L199 104H201V105H198ZM61 104V105H60ZM65 104V105H64ZM83 104H86L87 106H88V108H90L89 109V111H87V112H84L85 111V109H88L87 107H86V105H83ZM108 104V105H107ZM137 106V104H138V106H142V104H145L146 106H142V107H136L135 105ZM47 105H49V106H47ZM63 105H64V107H63ZM80 105H82L81 107H79ZM99 105H101V109H100V106ZM150 105V106H149ZM207 105H208V107H211V108H208L207 107ZM12 106H18V107H13V108H17V109H13L12 108ZM61 106H62V108H61ZM65 106H67V107H65ZM76 106V107H75ZM109 106V107H108ZM149 106V107H148ZM152 106V107H151ZM56 107H59V108H56ZM72 107H75V108H73V109H71ZM83 107H85V108H83ZM108 107L110 110H108V108L106 109V108ZM154 107H155V109H154ZM81 108V110H79ZM105 108V109H104ZM143 109V111H142V109ZM152 108V109H151ZM210 110V112H209V110ZM9 109V110H8ZM57 109H59L60 111H58ZM71 109V110H70ZM93 109V110H92ZM100 109V110H99ZM112 109V110H111ZM140 109V110H139ZM11 110V111H10ZM15 110H16V112H15ZM20 110V111H19ZM68 110V111H67ZM73 110V111H72ZM84 110V111H83ZM90 110H91V112H90ZM98 110V111H97ZM106 111V114H105V111ZM113 110H114V112H113ZM115 110L117 111V112H115ZM119 110V111H118ZM154 110V111H153ZM194 110V111H193ZM198 110V111H197ZM253 110H255V108L253 109ZM4 111H5V109H4ZM83 111V112H82ZM92 111L94 112L93 114H92ZM100 111L102 112V113H104L105 115H103V114H101L100 113ZM154 113H153V112ZM197 111V112H196ZM18 112V113H17ZM49 112V113H48ZM66 112H68V113H66ZM90 112V113H89ZM108 112V113H107ZM111 112H112V114H111ZM123 112H126V113H123ZM136 112H138V113H136ZM141 114H145V112H146V114H148V115H150V116H148V115H145L146 117H144L143 115H141ZM156 112V113H155ZM185 112H187L186 114H185ZM188 112H189V114H193V117H196V115L198 114V117H197V119L195 118L194 120L193 119H191L190 118V120L189 119H187V118H189V117H191L192 115H189L188 116ZM43 113V114H44ZM54 113L56 114L57 113V115H54ZM85 113V114H84ZM98 113V114H97ZM114 113H123L124 114V118L123 119H119V118H117V117H115L114 115ZM135 113H136V115H135ZM184 113V114H183ZM61 114V115H60ZM66 114V115H65ZM111 114V115H110ZM114 114V115H113ZM181 114H182V116H181ZM204 114V115H203ZM209 114V115H208ZM63 115H65V116H63ZM90 115V116H89ZM96 115V116H95ZM103 116V117H99L98 118V120L100 119H102L101 120V122H99L98 120H97V118L96 117H98V116ZM107 115H110V116H107ZM140 116V117H138V116ZM183 115H187V116H183ZM195 115V116H194ZM199 115H201V116H199ZM211 115H213V116H211ZM217 115V116H216ZM19 116V115H18ZM67 116H69V117H67ZM72 116H73V118H72ZM86 116H88V117H86ZM92 116V119L90 118ZM93 116H95L94 118H93ZM104 116L105 117H107V120H108V118H111L112 116H114L116 119H119V120H116L114 117H112L111 119L112 120H110L109 119V121L107 122V124L105 123V121H107L106 120V118H104ZM208 116V117H207ZM211 118H210V117ZM20 117V116H19ZM67 117V119H66V121L64 122V121H60V120H65L64 118H66ZM133 117V118H132ZM138 117V118H137ZM152 117H153V120H152ZM157 117H159V118H157ZM187 117V118H186ZM207 117V118H206ZM126 118V119H125ZM149 118V119H148ZM162 118V119H161ZM169 118V119H168ZM204 118V119H203ZM209 118V119H208ZM219 118H220V120L221 121H219L218 122V120H219ZM91 119V120H90ZM140 119V120H139ZM148 119V120H147ZM213 121H212V120ZM75 120V121H74ZM76 120L79 122V125H78V122H76ZM96 120V121H95ZM121 120V124H119L120 122H118V121H120ZM150 120V121H149ZM173 120V121H172ZM207 120V121H206ZM71 121H72V123H71ZM89 121H93L92 123L91 122H89ZM96 123H95V122ZM104 121V122H103ZM111 121V122H110ZM112 121H114V122H112ZM157 121H160V122H157ZM171 122L172 121V123H173V126H171V125H169L168 124V122ZM177 121V122H176ZM208 121H211V122H209L208 123ZM262 121H264V116H263V118L258 122V123H260L261 124V122ZM43 122H44V120H42L41 121V123L43 124ZM59 122H61V123H59ZM63 122V123H62ZM67 122V123H66ZM70 122V123H69ZM99 122V123H98ZM140 122V123H139ZM158 124H156V123ZM221 122V123H220ZM226 122V123H225ZM57 124L58 126H56L55 124ZM75 123V124H74ZM76 123H77V125H76ZM104 123H105V125H104ZM111 123H113V124H111ZM125 123V124H124ZM139 123V124H138ZM153 123V124H152ZM159 123H160V125H159ZM162 123V124H161ZM178 124L179 126H175L176 124ZM192 123V124H191ZM210 124L209 125V127H208V125H206V124ZM215 123H217V126H218V124H219V126L217 127H215L214 125H216ZM252 124L253 126H255L258 130H260V129H262L263 128V126H264V122H262L263 124H261V125H263V126H259L260 124ZM61 124V126H59ZM69 124H72L71 126L72 127H69ZM82 124H84L83 126H82ZM110 124V125H109ZM132 124V125H131ZM203 124V125H202ZM222 124H224V126L222 125ZM64 125V126H63ZM78 127V126H80L79 127V129L78 128H76V126ZM95 125V126H94ZM103 126V127H106V126H108V127H116V129H112V130H107V129H105V130H103L102 128H100L99 126ZM123 125H126L127 127H130V125H131V127H133V125H135L134 127L137 129V131H135V133L134 134H136V136L133 134V131H132V133H131V131L130 130H127V127L126 126H123ZM181 125H183V126H181ZM185 125V126H184ZM252 125H249V126H247V129H245L244 131H247V132H245V133H247V135H245L244 137L246 138H248L249 136H255V137H258L261 141H263L264 142V128L262 129V130H260V131H258V130H256V129H254L255 127H252ZM55 126V127H54ZM82 126V127H81ZM86 128H88L89 130H87V129H85V127ZM88 126V127H87ZM160 126V127H159ZM165 126V127H164ZM167 126H169V127H167ZM194 126V127H193ZM198 126V127H197ZM214 126V127H213ZM223 126V127H222ZM63 127V128H62ZM122 128V129H117V128ZM149 127L150 128H152V129H154V132H148V131H146V129H143V128H147V129H149ZM167 127V128H166ZM180 127V128H179ZM204 128V130H203V128ZM209 129H207V128ZM250 129H249V128ZM258 127H260V128H258ZM58 130V132H57V130ZM58 128H62L63 129V131L66 133L67 132V129H69V131L68 132H70V133H64L62 130H60V129H58ZM81 128V129H80ZM169 128V129H168ZM186 130H188L189 129V132H190V134H189V132L188 131H186L185 132V129ZM192 128V131L193 130H196V131H193V132H191L190 131V129ZM193 128H195V129H193ZM206 128V129H205ZM213 128V129H212ZM218 128H220L221 130V132H223L221 135H220V131L219 130H217V131H219V132H217L216 131V129H218ZM224 128V129H223ZM96 129V130H95ZM168 129V130H167ZM177 130V131H175V130ZM180 129H182L181 131H180ZM202 129V130H201ZM214 129H215V131H214ZM249 129V130H248ZM75 130V131H74ZM99 130L100 131H103V132H99ZM125 130V131H124ZM223 130V131H222ZM253 130H255V131H253ZM107 131V132H106ZM111 131H114V132H111ZM116 131H118V134H116L115 132ZM119 131H121V132H119ZM124 131V132H123ZM162 131V132H161ZM183 131V132H182ZM12 131H10V132H8V135H10V133H11ZM185 132V133H184ZM248 132L250 133V134H248ZM262 132V133H261ZM73 133H75V134H73ZM152 133H153V135H155L154 137H153V135H152ZM156 133V134H155ZM186 133H188V134H186ZM191 133H193V134H191ZM244 133V132H243ZM256 133H258L257 135H255ZM263 134L262 136H261V134ZM12 134V133H11ZM70 134V135H69ZM89 134V135H88ZM116 134V135H115ZM130 134V135H129ZM132 134L134 135V136H132ZM184 134H186V135H188V136H186V135H184ZM48 135V136H49ZM59 136V138H58V140H57V137ZM65 135H68V136H66L65 137ZM72 135V136H71ZM117 135H119V136H117ZM191 137H190V136ZM86 136V137H85ZM105 136V137H104ZM216 136V135H215ZM63 137V140H64V138H66L64 141L61 139ZM78 137H80V138H78ZM92 138L91 140L89 139V138ZM136 137V138H135ZM182 139H181V138ZM186 137H189V139H191V140H193L194 139V141L195 142H191V140H189L188 138H186ZM192 137H193V139H192ZM18 138H25V139H18ZM86 138H88V139H86ZM114 138H115V140H114ZM132 138H133V141H132ZM158 138V139H157ZM159 138H161V139H159ZM200 138V139H199ZM263 138V139H262ZM95 141H94V140ZM163 139V140H162ZM166 139V140H165ZM185 139V140H184ZM10 140V143L12 142L13 144H15L14 142H13V140L11 141ZM17 140H18V142H17ZM60 140H62V142L64 143H62ZM81 140V141H80ZM99 140V141H98ZM117 140H119V141H117ZM159 140L160 141H163L164 143H166V144H168V145H166V144H163L162 142V144L159 142ZM183 140V141H182ZM187 140H189V141H187ZM204 140H206V142L207 143H203V145H202V143L201 142H203ZM65 141H66V143H65ZM86 141H88V142H86ZM91 141H94L92 144H91ZM156 141H158V142H156ZM170 143H169V142ZM199 141H201V142H199ZM56 144V145H54V147H53V144L54 143ZM60 142L62 143L61 145H60ZM99 142H101V143H99ZM114 142V143H113ZM115 142H117L116 144H115ZM120 142V143H119ZM183 142V143H182ZM199 142V143H198ZM244 142V143H243ZM96 143H97V145L98 146H96ZM102 143H104L103 145H102ZM106 143H108V145L106 144ZM110 143V144H109ZM133 143V144H132ZM190 143H193L192 145H193V147L195 146V147H202V146H204L205 144L207 145H205L204 147L205 148H207V151L209 152H211V153H208L207 151H203L202 153L204 154H202V155H200L201 154V150H197L196 149V151H195V153H191V152H193V150H194V148H192V146H191V144ZM200 145V146H198V144ZM22 144V145H21ZM24 144V145H23ZM26 144H27V146H26ZM46 144H48V145H50L49 147H48V145H46ZM59 144V145H58ZM94 144H95V146L96 147H94ZM111 144H112V146H111ZM115 144V145H114ZM128 144V145H127ZM69 145V146H68ZM104 145H107V146H104ZM117 145H119V146H117ZM139 145V146H138ZM164 145H166V146H168V150H167V147L166 146H164ZM171 145V146H170ZM188 147V149L186 148V146ZM102 146V147H101ZM109 146V147H108ZM115 146V147H114ZM121 146V147H120ZM130 146V147H129ZM178 146V147H177ZM26 147V148H25ZM30 149H29V148ZM51 147H53V148H55V147H61L60 149L59 148H55L54 149V153L53 152H51L50 150H52L51 149ZM66 147H67V149H66ZM98 147V148H97ZM120 148V149H117V148ZM165 147V148H164ZM178 148V149H185V151H186V149H187V151H188V154H187V156H184V155H182L181 153H178L177 152V150L178 149H175V148ZM48 148H50V149H48ZM64 148H65V150H64ZM69 148H70V151H73V150H75L76 152H77V150H78V152L79 153H81L82 155H80L79 153V155H80V157H79V155L76 153V154H74V152H70L69 151V154H68V150H69ZM74 148V149H73ZM94 148H96L97 149V152H96V150L94 149ZM100 148H102L101 150H99ZM171 148V149H170ZM257 148V149H256ZM21 149H23V150H29V152H26V151H23V150H21ZM62 149H63V151H62ZM125 149H127V150H125ZM135 149H137V151L135 150ZM191 149H193L192 151H191ZM262 149V151H260ZM19 150V151H18ZM34 150H35V152H34ZM41 150H43V151H41ZM47 150H49V151H47ZM56 150H60L61 151V153L60 152H58V151H56ZM67 150V151H66ZM134 150L136 151V152H134ZM171 150V151H170ZM255 150H256V152H255ZM259 150V151H258ZM37 151V152H36ZM44 151H47V153L46 152H44ZM121 151V152H120ZM139 151H141L142 153H138ZM233 151V152H232ZM252 151V152H251ZM22 153V154H20V153ZM25 152V153H24ZM62 152L64 153V156L62 155ZM118 152H120V153H118ZM157 152H159V153H157ZM197 152V153H196ZM27 153V154H26ZM29 153H31V155L29 154ZM50 153V154H49ZM66 153H67V155H66ZM72 153V154H71ZM136 153H138L137 155H138V157H137V155H136ZM172 153V154H171ZM208 153V154H207ZM223 153V154H222ZM254 153H255V155H254ZM32 154H33V156H32ZM47 155L48 157H51V156H53L52 157V161L51 162H48V157L46 156V159L44 160L43 158H41V156H45V155ZM54 154H55V156H54ZM98 154H101L100 155V157H99V155ZM104 154V155H103ZM109 155V156H113V157H118L119 158V163L120 162H122V163H118V162H113L112 163V161H114V159L113 158H111L112 159V161L110 160V159H106V157H107V155ZM112 154V155H111ZM115 156H114V155ZM134 154V155H133ZM140 154L142 155V156H140ZM157 154V155H156ZM178 154V155H177ZM179 154H181V155H179ZM184 154V153H183ZM194 154H199L198 156L199 157H196V155H194ZM205 154H206V156H205ZM212 154H214V155H216V156H212ZM224 154H228V155H224ZM229 154H231V155H229ZM248 155V157L249 158H251L252 159V157L254 156V158L253 159H255V160H251V159H247V155ZM251 154H252V156H251ZM69 155L70 156H74L72 159H71V157H69ZM168 155H169V157H168ZM191 156L192 155V158L193 157H195V158H191V157H189V156ZM209 155H211L210 157H208ZM221 155H223L224 156V158L221 156ZM243 155V156H242ZM24 158L25 159V157L26 158H28L29 156H31V157H29L28 158V160L29 159H31V161H34L33 162V164L31 163V161L29 160H27L26 159V161H24L22 158ZM67 156V157H66ZM103 156H105V157H103ZM132 158H131V157ZM136 158H135V157ZM144 156H146V157H144ZM166 156V157H165ZM174 156V158H172ZM184 156V157H183ZM39 158L38 160L37 159H35V158ZM65 157V158H64ZM102 157V158H101ZM124 159H123V158ZM127 157H128V159L131 161V160H133V161H129L128 159H127ZM134 157V158H133ZM139 157H141V158H145L143 161L144 162H142L141 160H140V158ZM171 157V158H170ZM187 157V158H186ZM213 157V158H212ZM229 157V158H228ZM55 158V159H54ZM71 159V161H69L70 159ZM80 158H83L81 161H78V159ZM95 161V160H97V161H95V162H97V164L99 165V166H97V164L92 160V159ZM127 160H126V159ZM184 158V161L182 160ZM199 158H201V159H203V160H198ZM210 158H212V159H210ZM221 159V160H219V159ZM228 158V159H227ZM234 160H233V159ZM259 158V159H258ZM34 159V160H33ZM41 159H43V160H41ZM64 159V160H63ZM67 159H69V160H67ZM87 159H90V160H87ZM104 159H105V163H104ZM170 159H172L171 161H170ZM173 159H174V161H177V163L179 164H181L182 165V163H183V166H184V163L186 164L185 166H187L188 168V171H189V173H187L188 171H184L183 173H182V170H180V169H178V168H173L174 170H172V169H170V170H168L167 168L169 167V166H167L168 165V162H170L169 163V165L172 163V164H174L175 162L173 161ZM181 160V161H183V162H181V161H179V160ZM186 159H187V161H192V162H190L189 161V163L188 162H185L186 161ZM192 159V160H191ZM198 160V161H200V163L198 162V161H195V160ZM208 159H210V160H208ZM215 159V161L216 160H219V161H222L221 162V165L220 164H218V163H220L219 161H216V162H218L216 165H214L213 166V164L211 163V162H209L208 163V161H211V160H214ZM223 159V160H222ZM258 159V160H257ZM22 160V161H21ZM40 160V161H39ZM67 160V161H66ZM120 160H122V161H120ZM139 160V161H138ZM224 160H226V163H224L223 161ZM230 160H232V161H230V162H232V164H230V162L229 161ZM18 161H20V162H22L23 164H20V162H18ZM39 161V162H38ZM44 162V163H48V165H50V166H48L47 167V169H46V167L45 166H47V165H45L43 168H44V170L42 169V168H40V170H42V172L43 171H48V172H50L51 170H52V172H54V171H57V174L54 172V176L55 177H53V179H54V181H55V184H56V186H57V188L59 189V187L62 189H60L59 191H63L62 193H68V195H66V194H64L62 197H60L59 196V201L61 200V199H63L64 200V202H63V200H61L60 201V204L62 205H64V206H66V205H68L69 203L71 204V205H73V206H75L76 207V205H79V206H77V208H75V210L77 209H79V211H77V212H73L74 214H76V215H73V213L72 214H68V212L69 211H63V212H58V214L60 215H55V217H54V215L52 216L51 214H47V212L48 211H50V212H52L51 210H49V208H50V204H51V201L49 202V201H47L48 199L47 198H45L43 195H42V191L41 190H39V188H37L36 189V187H35V189H34V187L32 186V184L28 181V179H30V177L31 178H34V179H37V177H41L42 176V174L40 175V173H42L40 170H39V168L38 167H40L39 165H41V163L40 162ZM56 161V162H55ZM64 161V162H63ZM65 161L67 162V163H65ZM91 161V162H90ZM134 161H135V163H134ZM141 161V162H140ZM154 161V162H153ZM179 161V162H178ZM248 161H250V162H253L252 163V165L250 166V167H248L247 165H248ZM256 161V162H255ZM77 162V163H76ZM81 162V163H80ZM88 162H89V164L91 163V165H89L88 164ZM100 162H102V163H100ZM134 163V165L133 164H131V163ZM147 162V163H146ZM151 162V163H150ZM194 162H197V164H194ZM230 164H228V163ZM17 163V164H16ZM29 163H31V164H29ZM40 163V164H39ZM51 163V164H50ZM58 164V165H52V164ZM64 163V164H63ZM68 163H70L69 164V166H71L72 165V167L70 168L69 166H68ZM159 164V166L163 169V171L164 170H166L165 172H169V171H172V172H174V173H169L168 175H169V179H168V184H170V185H168L166 182H163V176H162V174H160L161 172H159L158 170H156V171H158V172H156L155 170H153V169H149V171L148 172H146L147 174H149L148 176H146L145 177V175H147V174H144V177H143V175L141 174V175H139V177L136 179V177H132V176H130V175H128V174H125V171H128V170H126L127 168L129 169V171H136V168H137V166L138 167H140V165H142V167L143 168H145V167H148L149 166V164ZM164 163V164H163ZM167 163V164H166ZM188 163V164H187ZM193 163V164H192ZM206 163H208V165L206 164ZM211 163V164H210ZM14 164H15V167H13L14 166ZM18 164H20V166L18 165ZM35 164V165H34ZM36 164H39V165H37V167H36ZM79 166H78V165ZM80 164H83V165H81L80 166ZM85 164V165H84ZM87 164H88V166H87ZM136 164H139V165H137L136 167H135V165ZM146 165V166H143V165ZM189 164H191V166H192V168H191V166H189ZM199 164H201V166L203 167V168H201L200 170H202V171H200L199 170V168H200V165ZM224 164V165H223ZM228 166H227V165ZM236 164V165H235ZM8 165H10L9 167H12V169L11 170H9V168L7 167ZM29 165H31V166H35L36 168H32V167H30ZM119 165L121 166V167H119ZM195 165H197L196 167H198V169L195 167ZM210 165L212 166V168L210 167ZM16 166H18V167H16ZM23 166V167H22ZM54 167V169H51L50 167ZM56 166V167H55ZM57 166L59 167V168H57ZM216 166V167H215ZM220 166V167H219ZM26 167L29 169L28 171H27V169H26ZM68 167V168H67ZM218 167V168H217ZM7 168H8V170H7ZM22 168V169H21ZM33 170V172H32V170ZM66 168V169H65ZM81 168V169H80ZM166 168V169H165ZM190 168V169H189ZM19 169H20V171H19ZM26 169V170H25ZM37 169V170H36ZM46 169V170H45ZM57 169H60L61 171H59V170H57ZM100 169V170H99ZM192 169H194L195 170V172H194V170H192ZM206 169V170H205ZM211 170L210 172H212V171H214V172H216L218 175H220V176H217V174H214V173H212V174H214L215 175V177L217 176L218 178H221V179H216L215 178V181H216V183H215V181L213 182V181H211V179L212 180H214V178H211L212 176H214V175H212V174H210V172H209V170ZM218 169H219V171H218ZM229 169V170H228ZM231 169V170H230ZM16 170H18V171H16ZM24 170V171H23ZM36 170V171H35ZM97 170H98V172H97ZM121 170V171H120ZM177 170V171H176ZM179 170V171H178ZM196 170H197V172L199 171V172H201L200 173V175H199V178L198 177H195L196 175H197V172H196ZM204 170V171H203ZM215 170H217V171H215ZM1 172H3V170H0ZM10 171H12L11 173H9ZM16 171V172H15ZM38 171H40V173L38 172ZM120 171V172H119ZM181 171V172H180ZM193 171V172H192ZM206 171H208V172H206ZM19 172V173H18ZM24 172V173H23ZM30 172H32V173H30ZM45 172V173H46ZM61 172V173H60ZM99 172H101V173H99ZM118 172H119V174H118ZM6 173L9 175V177H7V175H6ZM17 175H16V174ZM28 173L30 174L29 176H28ZM36 173H38L37 175H36ZM84 173V174H83ZM99 175H98V174ZM187 173V174H186ZM195 173V174H194ZM4 174V176H5V178H7V179H5L4 178V176H2ZM10 174H13V175H10ZM18 174L21 176V175H23L22 177H20V180L18 179L17 181H18V183L16 182V180L15 179H17V177H15V175L16 176H18ZM36 176H35V175ZM51 174H53V173H51ZM104 174V175H103ZM125 176L123 179H121V177L123 176V175ZM182 174V175H181ZM183 174H186V175H183ZM188 174H189V176H188ZM191 174H194L195 176L194 177H192L193 175H191ZM202 174V175H201ZM25 175H26V177H25ZM106 176L107 178H105V177H103V176ZM120 175V176H119ZM128 175V176H127ZM211 175V176H210ZM2 176V177H1ZM57 176V177H56ZM84 176V177H83ZM97 176V177H96ZM176 176H177V178L178 177H180V178H178V179H184V178H189L190 180H193V181H191V182H194V185L192 184L191 186H188V185H185V181L184 180H186V179H184V180H181V182L180 181H178L177 180V178H176ZM182 176H184V177H182ZM210 176V177H209ZM13 177H15V178H13ZM29 177V178H28ZM128 177H130V178H128ZM132 177V178H131ZM157 177V178H156ZM161 177V178H160ZM192 179H191V178ZM204 177V178H203ZM13 178V179H12ZM21 178H23V179H21ZM98 178H99V180H100V178H105L106 180H108V181H111V182H115L116 180H118V178H119V180L117 181V182H115V183H118L119 182V184L118 185H113V186H110L109 187V184H107L108 186H96L97 184H99V185H101L100 184V181L98 180ZM113 178V179H112ZM141 178H143V179H141ZM153 178V179H152ZM156 178V179H155ZM158 178H160V179H158ZM194 178V179H193ZM198 178V179H197ZM132 179V180H131ZM138 179H140V180H142V183L138 180ZM150 179V182H151V180H152V182L151 183H154L155 181L156 182H163L162 184H167V186H169L170 188H174V191L173 192H171V195H174V196H171V197H169V200H170V203H168V201H166L167 199L165 198L164 199V193H163V191L161 190V186L162 185H159L158 187H160V189H157V188H155V189H157V190H155V189H153V185H152V187H151V185H150V182H148L147 180H149ZM154 179H155V181H154ZM158 179V180H157ZM172 179H174V180H172ZM6 182H8V183H6ZM84 180V181H83ZM115 180V181H114ZM121 180V181H120ZM128 180H130V181H133V183L131 182L129 185L130 186H132L131 187V189L132 190H137L138 188H139V190H137V193L139 192L140 193V195H139V193H138V195H139V197H142L141 199L142 200H144L145 202H147V203H153L154 205H158V206H160V207H156V210L153 212V213H155V214H153V216L152 217H150V216H148L146 213L144 214V211H143V209H141L140 207H135V208H133V207H131V206H136V205H133L132 203H134L133 201H131V198H130V200H128V199H126V200H124L125 198H128V197H123V198H120V196L119 195H117L118 194V187H120V188H122L123 190H131L130 189V186L129 185H126V184H128L129 183V181ZM178 181V182H173V181ZM194 180H196V181H194ZM204 180V181H203ZM220 180H223V182L224 183H221L222 181H220ZM13 181V182H12ZM22 181V182H21ZM136 181V182H135ZM138 181V182H137ZM148 182L149 183V186H147V183H145V182ZM184 181V182H183ZM211 181V182H210ZM220 181V183L218 184V182ZM26 182V183H25ZM30 183L31 184V186H29L30 184H27V183ZM84 182V183H83ZM86 182L88 183V184H86ZM89 182H91V183H89ZM123 182H124V184H123ZM155 182V183H156ZM171 182H173V183H171ZM180 182V183H179ZM14 183H17V184H14ZM20 183V184H19ZM36 183V182H35ZM94 185H93V184ZM143 183H145V186H144V184ZM184 183V184H183ZM21 185L22 184V186H19V185ZM93 185V187L95 186V187H99V188H93L92 187V185ZM121 184V185H120ZM133 184H136V185H133ZM178 184H180L181 186H183V188H181V186H179ZM221 184V185H220ZM8 185V186H7ZM10 185V186H9ZM15 185H17V187H15ZM83 185H88V187H85V186H83ZM90 185H91V187L92 188H89L90 187ZM124 185H126L127 187L125 188V186ZM140 185H143V189H145V190H143L142 189V187L140 186ZM172 185V186H171ZM174 185L177 187H174ZM19 186V187H18ZM114 186H117V187H114ZM139 186V187H138ZM164 186V185H163ZM198 186L199 187H201L202 188V190H201V188L200 189H198ZM254 186H253V188H254ZM11 187V188H10ZM105 187V188H104ZM107 187V188H106ZM112 187V188H111ZM136 187H138V188H136ZM150 190L149 192H148V190H147V188ZM151 187V188H150ZM186 187V188H185ZM2 188V189H1ZM22 188V190H20L19 192H16L17 190H19V189H21ZM30 188V189H29ZM89 188V189H88ZM101 188V189H100ZM103 188V189H102ZM109 188V189H108ZM114 188H116V189H114ZM135 188V189H134ZM223 188H226V190L225 189H223ZM231 188V189H230ZM245 188V189H244ZM8 189V190H7ZM12 189L16 192V194L14 193V191L12 192ZM16 189V190H15ZM114 189V190H113ZM207 189V188H206ZM215 189V190H214ZM222 191H224V192H222ZM232 190V191H230V190ZM4 192H3V191ZM11 190V191H10ZM71 190V191H70ZM97 190H99V191H97ZM101 190V191H100ZM102 190H105L104 191V193H102ZM107 190V191H106ZM154 192H153V191ZM159 190V191H158ZM198 190V191H197ZM199 190H201V192H200V194H199ZM204 190V191H203ZM228 190V191H227ZM37 191H39V192H37ZM74 193V194H72L71 195V193ZM109 191V192H108ZM115 191V192H114ZM142 191H143V193H144V195H143V193H142ZM145 191V192H144ZM155 191L157 192L158 191V193L157 194H160V193H163L162 194V196H163V199H162V197H161V195H158V196H156L154 193H155ZM160 191H162V192H160ZM10 192H12V194L10 193ZM105 192H107V193H105ZM112 192V193H111ZM148 192V193H147ZM153 194H152V193ZM221 192V193H220ZM237 192V193H236ZM75 193H77V195L75 194ZM102 193V194H101ZM110 195H112V196H109V194ZM116 194V196L114 195V194ZM175 193L177 194V193H180V195H178V197L176 196V198H175ZM199 195H198V194ZM203 193V194H202ZM236 193V194H235ZM30 194H31V196H30ZM78 194H80L81 195V197H78L79 195ZM106 194H107V196L108 197H110V198H108L107 196H106ZM148 194H149V196H148ZM235 194V195H234ZM13 195L15 196V198L13 197ZM37 195V196H36ZM75 195V196H74ZM82 195H85V196H83L82 197ZM88 195H90V196H88ZM105 195V196H104ZM144 197H143V196ZM151 195H154V196H151ZM232 195V196H231ZM238 195V196H237ZM33 196H35L36 198H34ZM42 198H41V197ZM74 198V197H77V198H79V199H77L76 201H75V199H73L72 197ZM89 197L90 199H98V200H96L98 203H100L102 206L101 207H99V204L96 202V201H93V202H96L97 204L95 205V204H93L92 202H90L91 200H85L84 199V197ZM114 196H115V198H114ZM119 196V198H117ZM145 196H147L148 197V199H147V197H146V200L144 199L145 198ZM156 196V197H155ZM69 197H70V199H69ZM104 197V198H103ZM153 197V198H152ZM206 197V196H205ZM232 197V198H231ZM234 197V198H233ZM11 198V199H10ZM13 198V199H12ZM81 198V199H80ZM175 198V199H174ZM226 198L227 199H229V200H226ZM231 198V199H230ZM238 200H237V199ZM8 199V200H7ZM44 199V200H43ZM47 199V200H46ZM73 199V200H72ZM83 199V200H82ZM107 199H109V200H107ZM10 200H12L13 202H11ZM68 200H70V201H68ZM80 200V201H79ZM100 200V201H99ZM111 200H113V201H111ZM122 200V201H121ZM150 201V202H148V201ZM159 200L161 201V202H159ZM212 200L215 202V200L214 199H210V202L209 203H207V204H212L213 202H212ZM231 200H232V202H231ZM242 200V201H241ZM8 201H9V203H8ZM40 201V203H38ZM74 202V204H73V202ZM106 201H109L110 202V204L108 203V202H106ZM115 201H117V202H119V203H116ZM132 203H131V202ZM191 201V202H190ZM199 201H200V203H199ZM209 201V200H208ZM228 202V203H226V202ZM236 201H239L238 203L236 202ZM47 202H49L50 204H49V206H48V204H47ZM68 202V203H67ZM90 203L93 207H95V208H98V209H92L91 207H89V206H91L90 204H87V203ZM104 202V204H102ZM113 202V203H112ZM122 202V203H121ZM127 203L128 202V206L127 205H125V203ZM167 202V203H166ZM184 202H186V201H184ZM6 203L8 204V205H6ZM107 203V204H106ZM130 203V204H129ZM157 203V204H156ZM162 203V204H161ZM224 203V204H223ZM231 203H233V204H231ZM115 204H117L116 206H114V209H116V208H119V211L120 210H122V211H120V212H118V213H120V214H110L109 215V213H102V214H100V211H103V209H104V207H105V205H109V206H111V208H113V205H115ZM124 204V205H123ZM135 204V203H134ZM164 204V205H163ZM214 204V203H213ZM213 204H212V206H213ZM98 205V206H97ZM104 205V206H103ZM119 205V206H118ZM120 205H123L124 206V208L125 209H123V207L121 208L120 207ZM164 207H163V206ZM39 206H41V207H39ZM118 206V207H117ZM126 206V207H125ZM165 206L167 207V208H165ZM212 206H209L210 208H213ZM79 207V208H78ZM127 207H129V208H133L132 210H130L129 208H127ZM204 207V208H203ZM80 208H82V209H80ZM89 208V209H88ZM101 208H102V210H101ZM107 208V207H106ZM159 210H158V209ZM160 208H162V209H160ZM87 209V210H86ZM90 209H91V211H90ZM48 210V211H47ZM80 210H85L84 212L83 211H80ZM89 210V211H88ZM96 210V211H95ZM100 210V211H99ZM118 210V209H117ZM124 210H125V212H124ZM128 210V211H127ZM129 210H130V212L132 213V214H130L129 213ZM139 210V211H138ZM201 210H203V211H201ZM61 211V210H60ZM93 211V214H92V217H91V215H88L87 213H89V212H92ZM97 211H99V212H97ZM138 211V212H137ZM143 211V212H142ZM50 212H48V213H50ZM66 212V214H68L69 215V217H67V215L66 214H64ZM80 212H81V214H82V216L83 217H81L80 215ZM83 212V213H82ZM95 213V214H94ZM100 214V216H99V214ZM122 213L123 214H126L125 216L126 217H123V215H122ZM213 213H215V211L213 210ZM85 214V215H84ZM90 214V213H89ZM98 214V216H95V215H97ZM106 214H107V216H106ZM64 215V217H62ZM111 215H113V217H116L117 216V218H113V217H109V216H111ZM130 215V216H129ZM146 215V216H145ZM186 215V214H185ZM224 216H225V220L226 221H229L230 220V218L231 217H233L232 215L233 214H227L226 212H224V214H223ZM227 215H229L228 217H229V219H227ZM236 215V214H235ZM238 215V214H237ZM62 217V218H59V217ZM106 216V218H104ZM121 216L123 217V218H121ZM127 216H129V217H131V218H129V217H127ZM148 216V217H147ZM156 216V217H155ZM55 218L56 220H58V226H55V228H54V226H53V224L51 225V220H53V218ZM71 218V219H73V220H69V222H68V220H66L67 218ZM77 217V218H76ZM78 217H81V219L80 218H78ZM98 217V218H97ZM109 217V218H108ZM247 217H248V215L246 216V214H243V215H241L240 217H238L240 220H242L243 219V221L244 220H246L247 219ZM84 218V219H83ZM86 218V219H85ZM125 218H128V219H125ZM138 219L139 220V222H137V224L138 225H141L143 228V230L145 231H143L142 229H140L141 228V226H138L137 224H133V223H136L135 222V220L136 219ZM157 218V219H156ZM242 218V219H241ZM61 219H63V220H61ZM94 219V220H93ZM99 219H100V221H99ZM101 219H103V220H106V221H101ZM112 219H113V222H108L107 223V220H111L112 221ZM131 219H133L132 221H131ZM150 219H152V220H154V221H159V223H156V224H153V227H152V223H155L154 221L153 222H150L151 220ZM166 219V220H165ZM174 219H176V220H174ZM178 219V220H177ZM235 220H237L236 218H234ZM238 219V220H239ZM62 222H61V221ZM85 220H87L86 222H85ZM96 220V221H95ZM99 221V224H98V221ZM125 220V221H124ZM75 223L76 221V224H74L73 225V223ZM82 221H84V222H82ZM137 221V220H136ZM157 221V222H158ZM169 221H171V223L169 222ZM172 221H174V222H172ZM175 221H178L177 223H175ZM181 223H180V222ZM49 222V223H48ZM92 222V224H89V223H91ZM95 222V223H94ZM131 222V224H129ZM166 222V223H165ZM72 225H71V224ZM82 223V224H81ZM87 223V225H85ZM103 225H102V224ZM105 223V224H104ZM126 223H128L129 224V226H128V224H126ZM144 223L146 224H149L150 226H147V224H146V226L144 227ZM161 223V224H160ZM162 223H165V224H162ZM170 223V224H169ZM174 223V224H173ZM81 224V226H79ZM93 224H97V225H93ZM175 224H176V226H175ZM180 224V225H179ZM51 225V226H50ZM62 225V226H61ZM84 226V228H86L85 226H88V229H83V228H81V227H83ZM91 225V226H90ZM99 225H101V227L99 228ZM106 225H111V226H106ZM133 225V226H132ZM137 225V226H136ZM157 225L160 227L159 229H158V231H161V229H164L165 227L167 228H165L164 230H163V232L164 233H166V231L168 230L169 231V233H170V236L168 237V236H161V238H159L158 237V235H157V237H156V239H157V241H156V239L154 238V236H156V234H152V231H153V229L155 228V227H157ZM171 225V226H170ZM173 225V226H172ZM182 225V226H181ZM92 226H95V227H92ZM106 226V227H105ZM170 226V227H169ZM181 228H180V227ZM185 226V227H184ZM53 227V229H50V228H52ZM59 227V228H58ZM91 227V228H90ZM105 227V228H104ZM139 227V229H137V228ZM161 227H163V228H161ZM173 227V228H172ZM62 228V229H61ZM95 228H96V230H95ZM98 228L99 229H101V228H104V230L107 228V230H108V232H107V230H106V232H103L104 230L102 229V232H101V230H98ZM109 228H111V229H109ZM170 228H172V229H170ZM190 228V227H189ZM207 228L209 229V228H211V227H209V225L207 226ZM220 227H215V229H219ZM57 229V230H56ZM63 230L62 232H61V230ZM65 229V230H64ZM94 229V230H93ZM148 229H150V230H148ZM171 230V232H170V230ZM174 229V230H173ZM178 229V230H177ZM50 230H52V231H50ZM60 230V231H59ZM70 230V231H69ZM83 230H85V231H83ZM90 230H92L93 232L92 233H94V234H92L91 235V233H89L90 232ZM174 231V233H177V234H174L173 233V231ZM176 230V231H175ZM181 230V231H182ZM232 230H233V228H232ZM14 231V232H13ZM31 231V232H30ZM57 231V232H56ZM59 231V232H58ZM66 231V232H65ZM110 231L112 232V233H110ZM148 231H150L151 232V234L150 235H148L149 233H147ZM229 231H230V228H227L226 229V232L225 233H227V234H229ZM140 232V233H139ZM142 232V233H141ZM143 232H144V234H143ZM46 234V236H45V234ZM57 233V234H56ZM63 233H65V234H63ZM72 233V234H71ZM84 233H86L87 235L85 236L84 235ZM99 233V234H98ZM109 233V234H108ZM147 233V234H146ZM154 233H156V232H154ZM19 234V235H18ZM60 234V235H59ZM68 234V235H67ZM70 234L72 235V236H70ZM89 234V235H88ZM101 235L102 234V236H98V235ZM114 235V236H110V235ZM175 235V237H173L174 235ZM58 236V237H55V236ZM62 235V237H59V236H61ZM66 235L68 236V237H66ZM73 235H75V236H73ZM147 235L149 236L148 238H147ZM176 235L178 236V237H176ZM47 236H48V238H47ZM91 236V237H90ZM93 236V237H92ZM107 236H108V238L109 237H111L112 239H107ZM144 236L147 238H144ZM180 236V237H179ZM29 237V238H28ZM70 237V238H69ZM73 237V238H72ZM81 237H82V240H81ZM88 237H89V239H88ZM95 237V238H94ZM99 237H105L104 238V241H102L103 240V238H99ZM138 237H140L139 239H138ZM143 237V238H142ZM150 237H152L151 238V240H150ZM170 238V239H172V237H173V240H170V239H168V238ZM28 238V242L26 241H24L25 239H27ZM46 238H47V240H46ZM60 238V239H59ZM63 238V241H65V242H63L61 239ZM76 238H78L77 240H75ZM90 238H92V239H97V240H92L91 239V242L92 243H90L89 241H90ZM154 238V239H153ZM165 238H166V241H165ZM176 238V239H175ZM177 238H178V240H177ZM32 239V240H31ZM56 239H58V240H56ZM71 239H74V240H71ZM115 239V240H114ZM146 239V240H145ZM168 239V240H167ZM30 240H31V243H30ZM57 241L56 243L55 242H50V241ZM59 240H61L62 241V243L61 242H59ZM69 240L72 242L73 241V244L72 243H69ZM89 240V241H88ZM99 240H101V241H99ZM106 240V241H105ZM112 240V241H111ZM132 242H131V241ZM135 242H137V243H134V241ZM141 240V241H140ZM177 240V241H176ZM78 241H81V242H78ZM86 241V242H85ZM95 241H96V243H95ZM97 241H98V243H97ZM130 241V242H129ZM22 244H21V243ZM89 242V245L88 244H86V243H88ZM93 242H94V244H96V246L95 245H93ZM111 242V243H110ZM117 242H118V244H117ZM50 243V244H49ZM65 243V244H64ZM78 243H81V244H78ZM109 243V244H108ZM132 243V244H131ZM13 244V245H12ZM18 244V245H17ZM38 244H40V245H38ZM55 244V245H54ZM69 244H72V245H69ZM114 244V245H113ZM115 244H117L116 245V250L114 251V249L115 248H111V245H113L112 247H114L115 246ZM134 244V245H133ZM137 244L139 245V246H137ZM16 245V246H15ZM49 245V246H48ZM53 245V246H52ZM75 245H77V246H75ZM91 245V246H90ZM133 245V246H132ZM39 246V249H37V247ZM73 246H75V247H77V248H75V251L73 250ZM119 246H121V247H119ZM133 248H132V247ZM145 246V247H144ZM40 247H42V249L40 248ZM46 247H47V249H46ZM54 247V248H53ZM118 247H119V250H117L118 249ZM140 247V248H139ZM148 249H147V248ZM44 248V249H43ZM137 248H139L138 249V251H136L137 250ZM141 248H143V249H141ZM3 249H4V251L5 252H7V253H3ZM40 249L41 250H45V251H41V254H40ZM50 249V250H49ZM57 250V252H55L54 250ZM136 251V252H134V254H135V256H131V250L132 251H134V250ZM141 249V250H140ZM144 249H147V250H149V254H148V251L146 252V250H144ZM8 250H9V252H10V254L8 253ZM106 250V251H105ZM143 250V251H142ZM118 251H120L119 253H118ZM140 251V254H148L147 256L146 255H143V256H146L147 257V259L145 258V259H142V255L140 256V254H138V252ZM12 252H14V253H12ZM45 252V255L43 256V253ZM54 252L55 253H58V255L57 254H54ZM113 252H117V253H114L113 254ZM131 252V253H130ZM146 252V253H145ZM3 253V254H2ZM71 253V254H70ZM123 256V259H126V257H128L126 260H124V263L123 262H121V261H123L122 259L120 260V259H118V258H122V257H118L117 258V256ZM122 254H124V255H122ZM125 254H128V255H125ZM134 254H132V255H134ZM158 254H159V252H158ZM112 255H114V257H112ZM138 255H139V258H138ZM124 256H126V257H124ZM16 259V260H20L21 262H19V261H15L14 262V258ZM43 257H44V259H43ZM111 257L112 258H115V259H112L111 260ZM135 257H136V259H138V261L135 259ZM232 257V252L231 251H228L227 252V254H226V258H227V260H225V262H228L229 260H230V258ZM12 259V260H10V259ZM23 258H24V260H23ZM2 259V260H1ZM5 259H7V262H5L6 260ZM69 259H71V260H69ZM116 259H118V261L116 260ZM149 259V260H148ZM120 260V261H119ZM135 260H136V262H135ZM143 260H145V261H143ZM71 261V262H70ZM114 261H116V262H114ZM126 261V262H125ZM140 261H142V262H140ZM149 261V262H148ZM12 262V263H11ZM19 262V263H18ZM119 262H121V263H119ZM151 262V263H150ZM223 263V264H226V263ZM158 264V263H157ZM162 264H165V263H162Z\"/></svg>",
	"mask_w": 264,
	"mask_h": 264
},
{
	"label": "bare ground",
	"instance_id": "obj_2",
	"mask_svg": "<svg viewBox=\"0 0 264 264\" xmlns=\"http://www.w3.org/2000/svg\"><path fill=\"white\" fill-rule=\"evenodd\" d=\"M43 0H0V163H6V164H9L10 162H12L13 160H14V163H15V157H16V149H19V148H16V144H17V147H20L19 146V143H30V146H31V144H32V146L30 147V148H32V147H35L36 148V150L38 151V153L37 154H35V156H39L38 154L39 153H43V152H40V148H42V147H44L45 146V139L46 138H49L50 137V133L53 131L52 129H54V128H52V126H48L49 125V123H50V117H52L53 116V110H52V108H51V111H50V115H48L46 112L44 113L43 112V110H42V112L41 111H39V109H41V108H39V103H37V102H34V103H37V104H33V105H31V104H26L25 106H24V103H23V106H22V108H21V113H19L18 115L20 116H18V115H15L13 112H9V111H7L6 110V107H7V103L9 102V99H10V97H11V93H13V90H15L16 88H17V84H19V81H17V78H20V76L18 75L17 76V74H19L18 73V70H20L21 68L19 67V66H22L24 63L23 62H25V60L22 62L23 64L22 65H20V63H21V58L24 56L23 54H25L27 51H29V52H32V53H35V50H36V48H37V46H36V44L37 43H41V45L45 48L46 46H47V40H46V38L47 37H51V36H47L46 38H45V36L43 35V34H41V32L44 30V29H42L41 31L35 26V21L38 19V21H39V16L41 17H43L42 19L44 20V19H48V20H50V23L49 22H47V25L49 26V25H51V21H53V25H52V27H53V29H52V34L55 36L56 35V33L57 32H62L63 31V29H61V31H59L58 29H60V26H59V28H57V26L59 25V23H60V21H57L58 20V18H60L61 19V17H64V25L61 23V25H63L64 26V30H65V34L66 35H68V34H73L74 33V31H75V33L74 34H76V36H80V37H83V36H85L84 38H86L85 39V41H84V43L82 44V47L81 48H79V52H78V55L77 56H73V59H71V61L68 63V65L69 66H71V67H73V69H75L77 72H79L80 71V68H81V62H80V60L82 59V58H84V57H92L94 54V52L92 51V52H90V53H92V54H87V53H84L83 52V49H85V47L88 45V43H87V37H89V39L90 38H92L93 40H95V42L97 41V43H98V46L100 47V49H99V51L97 50H95L94 49V51H96V53L98 52H101L100 53V55L102 54V55H104V58H102L103 60H105V61H107V62H109V63H111V61L112 60H114V58H116L115 59V61L113 62V65H115V64H118V63H120V61L119 60H123V58H124V56L126 55V54H128V60H129V62H130V59L131 60H135L136 62V64L138 65L139 64V66H146L147 65V61L149 62V63H157V60H159L160 58H162L165 62L168 60V59H170V58H173V56L174 55H180V59L179 60H177L178 59V56L176 57L177 59H175L174 58V60L173 61H175L176 60V63L177 64H175V63H171L173 66H176V65H179L178 63L179 62H181L180 60H182V58H183V60L185 61L186 59V55H187V46H188V43H190L191 41H192V38H196L195 36H197V37H203V28H202V26H201V24H203V23H201V21H199V20H201V18L204 16V15H206V17H207V20L208 21H210L211 22V20H216V19H218V15H219V6L217 5V0H122V2H123V4L125 3V1H126V4H122L121 5V7H123V12L126 10V14H125V16H124V13H122L121 14V10H120V13H118V10H117V8L118 7H116L117 5H119V3H113V1L114 0H74L73 2H69V3H65L66 1H64L63 0V2L61 1V0H48V3L47 4H44L43 6H41L40 7V4L41 3H44V2H42ZM46 1V0H45ZM69 1V0H68ZM121 1V0H120ZM128 1H129V3H128ZM226 1H228V0H226ZM230 2H229V4H231V6H232V9L234 8H238L239 6H241L242 4H244L243 2L245 1V2H247V0H229ZM253 2H255V4L257 5V6H260V5H258V2H261V3H263V0H252ZM52 2V3H51ZM215 3V4H213L214 6H211V4L212 3ZM249 2H250V0H249ZM248 2V3H249ZM121 3V2H120ZM224 3V2H223ZM251 3V2H250ZM228 4V3H227ZM262 5H264V4H262ZM261 5V6H262ZM228 6V5H227ZM250 6V5H249ZM229 7H230V5H229ZM246 7H248V6H246V3H245V9H247ZM262 8V7H261ZM260 8V9H261ZM6 9V11H4ZM75 9H77V10H80L79 12L82 14H80V16L76 19H74V17H75V15H73V13L76 11ZM120 9V8H119ZM127 9H128V12H127ZM239 9V8H238ZM242 9V8H241ZM241 9H239V10H241ZM251 9H253V8H251ZM227 10V9H226ZM238 10V11H239ZM248 10V9H247ZM256 10V9H255ZM258 10V9H257ZM207 11H208V14H207ZM242 11V10H241ZM240 11V12H241ZM244 11H246V10H244ZM252 11V10H251ZM4 12H8V13H10L9 14V17H5V14H4ZM233 12V11H232ZM232 12H231V14H232ZM239 12V13H240ZM258 12V11H257ZM76 13V12H75ZM74 13V14H75ZM222 13V12H221ZM246 13H247V11H246ZM253 12H251L250 14H252ZM79 14V13H78ZM117 14V16H115ZM119 14H121V15H119ZM241 14V13H240ZM245 14V13H244ZM255 14V13H254ZM253 14V15H254ZM257 14V13H256ZM261 14V13H260ZM224 15V14H223ZM236 15H237V13H236ZM241 15H243V14H241ZM259 15V14H258ZM257 15V16H258ZM6 16H7V14H6ZM77 16V15H76ZM230 16H232V15H230ZM248 16V15H247ZM260 16V15H259ZM205 17V18H206ZM237 17H238V15H237ZM244 17H246L245 15H244ZM249 17V16H248ZM253 17V16H252ZM255 17V16H254ZM254 17H253V20H254ZM261 17V16H260ZM99 19L98 20V24H93L92 23V20L93 19ZM233 17H231V18H228L229 20L230 19H232ZM235 19V17L233 18V20ZM242 19H244V18H242ZM141 20H143V21H146V23H147V26H146V24H144L145 26H146V28L143 26V27H140V26H142L141 25ZM245 20V19H244ZM251 20V19H250ZM45 21V20H44ZM62 21V20H61ZM75 21V22H74ZM230 21H232V20H230ZM235 21H238V20H235ZM248 20H246L244 23H246ZM252 21V20H251ZM42 22V21H41ZM63 22V21H62ZM95 22V21H94ZM207 22V21H206ZM215 22H218V20H216ZM240 22H241V20H240ZM36 23H38V22H36ZM108 23H110V24H108ZM117 23H121L120 24V26L122 25L123 26V28H127L128 26H131V30L133 31V32H136L138 35H137V37H129L128 36V38L129 39H125V37L123 36L124 34H120L121 33V31H119V32H117V31H115V30H112L113 29V27L112 26H115ZM145 23V22H144ZM209 23V22H208ZM211 23H214V22H211ZM210 23V24H211ZM244 23H243V25H244ZM56 24H58V25H56ZM114 24V25H113ZM215 24V23H214ZM221 24V23H220ZM235 24V23H234ZM246 24H249V25H251V27H252V24H250V23H246ZM254 24V30L256 31V38H257V40H258V37L259 36H262L263 38H264V19H262V18H257V20L255 19V23H253ZM40 25V24H39ZM46 25V24H45ZM204 25H206V24H204ZM222 25V24H221ZM226 25H228V27H229V24H227L226 23ZM233 25V24H232ZM38 26V25H37ZM41 26H44L43 25V22H42V25ZM212 27H213V25H211ZM216 26V25H215ZM223 26V25H222ZM234 26V25H233ZM239 26V25H238ZM38 27H40V26H38ZM140 27V28H139ZM243 27V26H242ZM251 27H250V30H251ZM43 28V27H42ZM82 29L81 31H77V30H79V29ZM116 28H117V26H116ZM120 28V27H119ZM122 28V29H123ZM125 28V30L127 31L128 29H126ZM130 28V27H129ZM145 28V29H144ZM222 28V27H221ZM234 28V27H233ZM232 27L230 28L231 29V31H233V30H235V28L233 29ZM240 27H238L237 29H239ZM246 28H249V27H246ZM47 29H51V28H49V27H47ZM47 29H46V31H47ZM219 29H220V25H219ZM219 29H216V31L217 30H219ZM223 29H225V28H223ZM236 29V30H237ZM131 30H128L129 32L131 31ZM205 30H206V28H205ZM211 29L209 28L208 29V31H209V33L208 34H211V31H210ZM212 30H214L213 28H212ZM235 30V31H236ZM247 30V29H246ZM246 30H245V32L244 33H247L246 32ZM253 30V31H254ZM51 31V30H50ZM49 31V32H50ZM113 31V32H112ZM115 31V32H114ZM122 31H124V29L122 30ZM131 31V32H132ZM219 31H222L221 29L219 30ZM230 31V30H229ZM230 31V33H232ZM239 31V30H238ZM237 31V32H238ZM253 31H252V33H253ZM254 31V32H255ZM48 32V31H47ZM47 32H44V34H46V35H49L50 33H47ZM125 32V31H124ZM132 32V34H134ZM206 32V31H205ZM218 32V31H217ZM241 32V31H240ZM43 33V32H42ZM63 33V32H62ZM235 33V32H234ZM233 33V34H234ZM242 33V32H241ZM244 33H242L243 35H246V34H244ZM152 35V36H149V35ZM206 34L207 33H205V36H206ZM227 34V33H226ZM236 34V35H235ZM234 35L235 36H237V35H239V34H237V33H235ZM58 35V34H57ZM83 35V36H82ZM126 35V34H125ZM130 35V34H129ZM221 35V34H220ZM230 34H228L227 36H229ZM251 34L249 33V36H247V38L251 41V43H252V48L250 47L249 49H253V45H254V41L255 40H253V37L254 36H250ZM53 36V37H54ZM60 36H62V35H60ZM133 36H136L135 34L133 35ZM204 36V37H205ZM215 36H217V35H215ZM222 36V35H221ZM221 36H219V37H221ZM223 36H224V34H223ZM222 36V37H223ZM55 37H57V36H55ZM126 37H127V35H126ZM207 37V36H206ZM205 37V38H206ZM209 37V36H208ZM207 37V38H208ZM218 37V36H217ZM48 38V40H50ZM61 38V37H60ZM60 38H58V39H60ZM213 38V37H212ZM224 38V37H223ZM246 38V39H247ZM57 39V38H56ZM64 39V38H63ZM78 39V38H77ZM200 39V38H199ZM237 39H239V38H237ZM236 39V40H237ZM242 39H244V38H242ZM259 39H261V38H259ZM72 40V39H71ZM79 40V39H78ZM80 40H81V38H80ZM197 40V39H196ZM201 40V39H200ZM206 40V39H205ZM240 40V39H239ZM51 41H53V39H51ZM56 41V40H55ZM55 41H54V43H55ZM118 41H120L121 42V44L120 45H117V46H113V45H115V42H117L118 43ZM195 41V40H194ZM193 41V42H194ZM209 41H211V40H209ZM213 41H214V39H213ZM220 41V40H219ZM221 41H222V39H221ZM50 42V41H49ZM58 42V41H57ZM79 42V41H78ZM110 42H113L112 44L113 45H111V46H109L110 45ZM206 43L205 44H207L208 43V40H206L205 41ZM215 42V41H214ZM247 42V41H246ZM261 42H263V40L261 41ZM50 43H52V42H50ZM50 43H48V44H50ZM64 44L66 43V42H63ZM80 43V42H79ZM109 43V44H108ZM211 43V42H210ZM209 43V44H210ZM235 43V45H236V41L234 42ZM238 43V42H237ZM249 42H247L246 44H248ZM259 43V42H258ZM264 43V42H263ZM39 44H38V46H39ZM55 44H58V43H55ZM55 44H53L54 45V47H55ZM72 44H74L73 42H72ZM91 44H93V42L92 43H89V45H91ZM143 44H146V45H148V47L150 46V47H152V48H156V49H159V55L157 56V60H154L153 59V55L152 56H148V55H151V54H153V52H152V50H151V54H149V52L148 51H146L147 50V48H145L144 47V45ZM192 44V43H191ZM198 44H201V43H198ZM214 44V43H213ZM221 44V43H220ZM224 44V43H223ZM240 44V43H239ZM243 44V43H242ZM70 44H68V46H69ZM78 45H80V44H78ZM93 45H96L95 43L93 44ZM145 45V46H146ZM193 45V44H192ZM203 45V44H202ZM201 45V46H202ZM241 45V44H240ZM259 45H260V43H259ZM262 45H264V44H262ZM261 45V46H262ZM57 46V45H56ZM136 46H138L137 48H139V49H143V47L146 49H143L144 51H146V53H148V54H145V55H147L148 57H150V59H148V60H146L147 59V57H146V59H144L143 57V59L145 60V62H141L142 60L140 59L141 58V56L140 55H138L137 56V53H140V51L139 50H137L136 49ZM194 46V45H193ZM204 46V45H203ZM206 46V48H207V45H205ZM209 46V45H208ZM217 46H219V45H217ZM243 46V45H242ZM248 45H245L244 47H247ZM249 46H250V44H249ZM50 47H53V46H50ZM59 47H61L60 45L58 46V48ZM95 47V46H94ZM93 47V48H94ZM97 47V46H96ZM98 47V48H99ZM133 47H135V49L136 50H134V51H128L127 50V48H130L131 50H132V48ZM142 47V48H141ZM177 47H179V48H177ZM210 47V46H209ZM220 47V46H219ZM222 47V46H221ZM225 48H223V49H226L227 47L226 46H224ZM229 47V46H228ZM233 47V46H232ZM244 47H241V48H244ZM58 48H54L56 51H58ZM200 48V47H199ZM211 48V47H210ZM210 48H208V49H210ZM215 48V47H214ZM214 48H212V49H214ZM218 48V47H217ZM216 48V49H217ZM237 48H238V45H237ZM254 48H255V46H254ZM257 48V47H256ZM264 47L262 46V48H260V49H263ZM43 48H40V50H42ZM54 49H53V51H54ZM134 49V48H133ZM161 49V50H160ZM194 49V48H193ZM193 49H191V50H193ZM231 50L233 49V48H230ZM247 50H248V48H246ZM45 50H48L47 49V47H46V49H44V51L43 52H45ZM92 50V49H91ZM155 50V49H154ZM219 50H222V48L221 49H219ZM229 50V49H228ZM227 50V51H228ZM234 50L235 49H233L232 51H233V53H231V54H236V53H234ZM240 50H242V49H240ZM255 50H257V49H255ZM255 50H253V51H255ZM264 50V49H263ZM37 51V50H36ZM128 52V53H126V52ZM137 53H136V52ZM139 51V52H138ZM190 51V50H189ZM188 51V52H189ZM195 51V50H194ZM193 51V52H194ZM210 51V50H209ZM238 51V50H237ZM249 51V50H248ZM253 51H251L252 53H255V52H253ZM258 51V50H257ZM37 52H39V51H37ZM36 52V53H37ZM42 52V51H41ZM72 52H74L75 53V51H74V49H72V51H71V54H72ZM124 52L126 53L125 55H124ZM136 54H135V53ZM155 53H156V50L154 51ZM190 52H192V51H190ZM197 52V51H196ZM200 52V51H199ZM215 52V51H214ZM223 53H226V52H224V51H222ZM229 52V51H228ZM227 52V53H228ZM236 52V51H235ZM238 52H240V51H238ZM242 52H243V50H242ZM245 52V51H244ZM259 52V51H258ZM257 52V53H258ZM40 53V52H39ZM47 53H49V51H47ZM73 53V54H74ZM154 53V54H155ZM213 53V52H212ZM223 53H222V55H223ZM227 53H226V55H227ZM249 52H247L245 55H250V54H252V53H250V54H248ZM28 53H26V55H27ZM43 54V53H42ZM54 54V53H53ZM58 54H59V52H58ZM141 54V53H140ZM143 54H144V52H143ZM142 54V55H143ZM191 54V53H190ZM200 54V53H199ZM198 54V56L197 57H201L200 55ZM217 54H219V52L217 53ZM229 54V53H228ZM238 54V53H237ZM35 55V54H34ZM37 55V54H36ZM44 55H45V53H44ZM96 55V54H95ZM99 54L98 55H96L95 57L97 58V56H100ZM144 55V56H145ZM189 55V54H188ZM214 55H216V54H213L211 57H213ZM220 55H221V53H220ZM221 55V56H222ZM240 55H242L241 53H240ZM263 55V54H262ZM262 55H260V52H259V55L258 56H262ZM39 56V55H38ZM52 56V55H51ZM53 56H55V54L53 55ZM59 56H61V54H59ZM59 56H57V59H58V57ZM70 56H72V55H69V57ZM156 56V55H155ZM205 56V55H204ZM229 57H230V55H228ZM231 56H233V55H231ZM251 56V55H250ZM250 56H248L247 58H250ZM26 57V56H25ZM27 57H29V61L31 60L30 58V55L29 56H27ZM36 57V56H35ZM34 57V60H36V58H37V60H38V58L39 57H36L35 58ZM45 57H47V56H45ZM101 57H103V56H100L99 58H101ZM113 58L111 61H110V59L111 58ZM127 57V56H126ZM125 57V58H126ZM190 57H194V56H190ZM209 57V56H208ZM216 57V56H215ZM243 56H241V57H239L240 59L242 58ZM245 57V56H244ZM255 57H256V55H255ZM263 57V56H262ZM24 58V57H23ZM47 58H49V56L47 57ZM71 58V57H70ZM93 58H94V56H93ZM96 58H94V60H96ZM189 58V57H188ZM203 58H206L205 60H208L207 59V57H203ZM217 58V57H216ZM231 58V57H230ZM239 58H237V60L239 59ZM246 58V57H245ZM257 58V57H256ZM259 58V57H258ZM257 58V59H258ZM41 59V58H40ZM52 59H54V57H52ZM62 59H64V57L62 56ZM66 59H69V58H66ZM90 59V58H89ZM92 59V58H91ZM202 59V58H201ZM211 59V58H210ZM210 59L208 60V61H210ZM224 59H228V58H224ZM256 59V60H257ZM261 59V58H260ZM264 59V58H263ZM55 60V59H54ZM88 60V59H87ZM98 60V59H97ZM102 60V61H103ZM127 59H125V61H126ZM162 60V61H163ZM203 60V59H202ZM216 59H214V61H215ZM222 60V59H221ZM231 61H234V60H236V59H234V60H232V58L230 59ZM241 60H243V62H244V60L245 59H241ZM247 60V59H246ZM86 61V60H85ZM91 61H93V60H90V62ZM99 61H101V60H99ZM102 61L100 62V65L102 64ZM104 61V62H105ZM119 61V62H118ZM152 61V62H151ZM171 61V60H170ZM178 61V62H177ZM197 61V60H196ZM204 61V60H203ZM212 61V60H211ZM222 61H224V60H222ZM250 61V60H249ZM248 61V62H249ZM257 61H259V59L257 60ZM50 62H52V61H50ZM50 62H47V61H42V62H40L39 61V64L36 66H34V67H36L35 69H32V71L33 70H35L34 72L35 73H37L36 74V79H37V81H35L36 83L38 82V79L40 80L39 82L40 83H42V82H44V83H46V84H48L49 86H50V88H52L51 89V94L52 95H54L53 93H54V91L55 90H57V84H56V82L54 81V79L51 77V76H47V73L48 72H50V74H51V72H53V69H54V66H56V65H53L52 63H50ZM58 62H59V59H58ZM64 62H66V61H64ZM89 62V63H90ZM124 62V61H123ZM123 62H121L122 64H123ZM128 61H126V63H129ZM190 62V61H189ZM195 62V61H194ZM206 62V61H205ZM224 62H226V61H224ZM246 62V61H245ZM261 63L263 62V61H260ZM38 63V62H37ZM57 63V62H56ZM92 64H94V61L93 62H91ZM109 63H107L108 64V67H109ZM131 63V62H130ZM129 63V64H130ZM135 63H133L132 65L135 67ZM144 63H146V65L144 64ZM159 63H160V60H159ZM168 63V62H167ZM231 63V62H230ZM235 63H236V61H235ZM240 63V62H239ZM239 63H237V67L235 66V68H238V64ZM242 63V62H241ZM254 62H252V64H253ZM27 64V63H26ZM26 64H24V65H26ZM32 63L30 62L29 63V65H31ZM34 64H36V62L34 63ZM58 64H60V63H58ZM158 64V63H157ZM161 64V63H160ZM162 64H164V62H162ZM170 64V65H171ZM175 64V65H174ZM184 64H186V63H184ZM191 64V63H190ZM196 64V63H195ZM197 64H200V63H197ZM201 64H203L202 62H201ZM208 64V63H207ZM214 65L216 64V63H213ZM218 64H220V63H218ZM63 65V64H62ZM62 65H60V66H62ZM66 65V64H65ZM64 65V67H66ZM87 65V64H86ZM95 65H96V63H95ZM94 65V66H95ZM123 65H125V63L123 64ZM123 65H121V66H123ZM164 65H166V64H164ZM162 66V67H164V69H165V67H168V65L167 66ZM205 65H206V63H205ZM212 65V64H211ZM231 65V64H230ZM246 66L248 65V64H245ZM245 65H244V67H245ZM257 65V64H256ZM83 66H85V65H83ZM99 65L97 64V66H95V67H98ZM104 66V67H103ZM103 66H101L103 69L104 68H106V66L103 64ZM116 66H118V65H116ZM120 66V65H119ZM126 66V65H125ZM138 66V67H139ZM152 67H154L155 68V65H151ZM150 66V67H151ZM158 65H156V67H157ZM161 66V65H160ZM186 66V65H185ZM198 66V65H197ZM255 66V63L252 65V67H254ZM24 67V66H23ZM31 67H32V65H31ZM33 67V68H34ZM57 67V66H56ZM55 67V68H56ZM64 67H61V68H64ZM91 67H92V65H91ZM91 67H89V68H91ZM100 67V66H99ZM107 67V68H108ZM111 67V66H110ZM110 67H109V69H110ZM112 67H114V66H112ZM111 67V68H112ZM124 67V66H123ZM131 67V66H130ZM130 67H127V68H130ZM133 67V68H134ZM141 67V68H142ZM150 67L148 68V69H150ZM172 67V66H171ZM178 67V66H177ZM177 67H175V68H177ZM182 67V66H181ZM190 67V66H189ZM200 67V69H202V67L201 66H199ZM199 67H198V69H199ZM217 67H218V65H217ZM227 67V66H226ZM230 68H232V66H229ZM248 67V66H247ZM251 67V66H250ZM249 67V68H250ZM251 67V68H252ZM257 67V66H256ZM256 67H254V69L256 68ZM125 68V67H124ZM127 68H125V71H126V69ZM153 68V69H154ZM185 68V67H184ZM184 68H180L179 70H177L176 71V69L174 70V74H176V77H177V80H178V78L180 79L181 77H182V75H187V73L186 74H183V70H185ZM204 68H207V67H204ZM213 68V67H212ZM212 68H210V69H212ZM229 68V70H231ZM99 69V68H98ZM103 69H101L102 71H103ZM123 69V68H122ZM121 69V70H122ZM134 69H136V67L134 68ZM139 69H140V67H139ZM187 69V68H186ZM196 69V68H195ZM223 69V68H222ZM221 68H220V70H222ZM226 69H228V68H226ZM241 69V68H240ZM239 69V70H240ZM244 69H246V68H244ZM253 69V68H252ZM30 70V69H29ZM62 70H64V69H62ZM93 70H95V69H91V74H92V71ZM97 70V69H96ZM106 70V69H105ZM114 70H115V68H114ZM141 71H143L142 69H140ZM144 70H146L147 71V69H144ZM152 70V69H151ZM165 70H168V69H165ZM164 70V71H165ZM169 70H170V68H169ZM171 70H172V68H171ZM189 71H191L192 69H188ZM203 70V69H202ZM202 70L200 71V72H202ZM216 70V69H215ZM229 70H227V71H229ZM25 70L22 68V70H21V72H24ZM71 70H69V72H70ZM75 71V72H76ZM107 71H109V70H107ZM112 71L113 70H111V71H109V72H111L112 73ZM123 71H124V69H123ZM122 71V72H123ZM128 71H131V73H132V76H133V73L135 72V70L134 71H132L131 69L130 70H128ZM137 71V70H136ZM139 71V70H138ZM138 72V73H143V72ZM154 71H155V69H154ZM158 71V69H156V72ZM159 71H160V67H159ZM161 71H163L162 69H161ZM163 71V72H164ZM194 71H196V70H194ZM199 71V70H198ZM204 71V70H203ZM208 71H212V70H208ZM207 71V72H208ZM226 71V72H227ZM232 71H234V70H232ZM240 71H242V70H240ZM246 71V70H245ZM259 71H260V69H259ZM258 71V72H259ZM63 72H65V71H63ZM66 72H68V71H66ZM94 73H95V71H93ZM98 72H100V70L98 71ZM97 72V73H98ZM105 72V71H104ZM121 72V73H122ZM145 72V71H144ZM187 72V71H186ZM192 72V71H191ZM190 72V73H191ZM199 72V73H200ZM213 72V71H212ZM215 72V71H214ZM219 72V71H218ZM235 72L238 74L239 72H237V70H235ZM257 72V73H258ZM24 73H26V72H24ZM28 73V72H27ZM29 73H32L31 71L29 72ZM83 73V72H82ZM85 73H86V71H85ZM89 74H90V72H88ZM94 73H93V75H91V81H92V76H94ZM130 73V74H131ZM166 73V72H165ZM192 73H194V72H192ZM203 73H205V72H203ZM209 73V72H208ZM216 73V72H215ZM260 73H262V72H259L258 74H260ZM77 74V73H76ZM76 74H74V75H76ZM88 74V75H89ZM96 74V73H95ZM100 73H98V75H99ZM106 74V73H105ZM116 74H118V73H116V71H115V75ZM146 74H148V73H146ZM156 74V73H155ZM155 74H153V75H155ZM170 74V73H169ZM168 74V75H169ZM220 74H223L222 72L220 73ZM232 74H233V72H232ZM237 74H234V75H237ZM242 74V73H241ZM241 74H239V75H241ZM23 75V74H22ZM30 76H28L27 78V81H32V76H31V74H29ZM33 75V74H32ZM83 76H80V77H84V74H82ZM86 75V74H85ZM106 75H110V73H108V74H106ZM114 75V76H115ZM123 75H126V72H124L123 73ZM139 76L138 78H141L142 76L141 75H143V74H135L134 73V76ZM166 75V74H165ZM192 75V74H191ZM200 75H203V74H199L197 77H199ZM206 75V74H205ZM246 74H244V76H245ZM17 76V77H16ZM24 76V75H23ZM52 76H54V75H52ZM61 76V75H60ZM71 76H73V74H71ZM96 76V75H95ZM102 76V75H101ZM120 76H122L121 74H120ZM128 76V75H127ZM125 77V78H128V77ZM133 76V77H134ZM141 76V77H140ZM145 77H148V78H152V76H147V75H144ZM158 76V75H157ZM161 76H162V74H161ZM192 76H194V75H192ZM211 76H212V74H211ZM217 78L218 77H221V75L219 76H217V75H215ZM225 76V75H224ZM231 76V75H230ZM243 76V78L245 79V78H247L246 76L244 77ZM258 76V75H257ZM260 76H262V74L260 75ZM260 76H258V78L260 77ZM68 77H70V76H68ZM85 77H87V76H85ZM97 78H98V76H96ZM95 77V78H96ZM100 77V76H99ZM110 77H111V75H110ZM109 77V78H110ZM118 77V76H117ZM117 77H114V78H117ZM131 77V76H130ZM186 77V76H185ZM195 77V76H194ZM202 76H200L199 78H201ZM205 77V76H204ZM226 77H227V75H226ZM21 78L23 79V77L21 76ZM60 78H62V77H60ZM60 78L58 77L57 79L58 80H60ZM72 78V77H71ZM74 78H76V79H74ZM94 78V79H95ZM96 78V79H97ZM102 78V77H101ZM111 78H113V77H111ZM122 78H123V80L121 79V80H119V81H121V82H125L124 84L126 85V81H124L125 79H124V76H122ZM135 78V77H134ZM150 78V79H151ZM172 78H175V77H172ZM191 78V77H190ZM229 78V77H228ZM235 78V77H234ZM242 78V79H243ZM262 78H264V77H262ZM22 79H21V81H22ZM78 78L77 77H73V81L75 80H77ZM89 79V78H88ZM93 79V80H94ZM95 79V81L96 82H98V80H96ZM106 79L107 80H109L110 81V79H108V77L107 78H105V80L104 81H106ZM144 79V78H143ZM153 79H155L154 78V76H153ZM168 79H169V77H168ZM203 79V78H202ZM214 79V78H213ZM220 79V78H219ZM218 79V80H219ZM223 79V78H222ZM222 79H220L219 81L217 80V82H219L217 85L219 86H217L215 89H218L217 90V92H215L214 93V96H209L208 94H206L207 96L205 97V98H203V96H201L202 98H203V100H207L208 101V99H213L212 101H213V106H212V109H213V112H215L216 114H219V113H225V115L226 116H224L225 117V121L227 122V125H225V126H228V128L229 127H231L233 130H234V132H235V136L236 137H227V136H219L218 134H215L214 135V133H212V131L211 132H208L207 130L206 131H200V130H198V132H194V134H196L195 136H199V135H201L200 137H203V138H201V140H203V139H207L208 140V144H210V146L208 145V147H210V148H208V150H213V152H215V154H219V153H221V152H223V151H225L226 149H229V148H233L234 146H235V148L236 147H238L239 145H238V142H237V140H238V137L239 138H244L245 139V144H246V146L247 145H249V146H255V147H258V146H260V145H263L264 144V142L263 141H261L258 137H255V136H249L248 138L246 137H244L245 135H247V133H245V132H247V131H244L245 129H247V126H249V125H252V124H257L262 118H263V116H264V110L262 109L263 107H262V105L259 103H252L250 100V102L251 103H246L247 101H244L245 99L243 98V97H241L243 94H241L242 92H239L238 90H235L234 88H237L238 89V87H235L236 86V84L235 85H229V84H226V82H223V81H225V80H227V78L226 79H224L223 81H221ZM238 79H240V77L238 78ZM24 80V79H23ZM69 80H70V78H69ZM72 80V79H71ZM115 80V79H114ZM128 81L130 80V79H127ZM134 80H136V79H134ZM139 80V79H138ZM137 80V81H138ZM182 79H180L179 81H181ZM192 80V79H191ZM195 80V79H194ZM210 80V79H209ZM234 80V79H233ZM256 80V82H257V80L258 79H255ZM260 80V79H259ZM264 80V79H263ZM25 81V80H24ZM23 81V82H24ZM63 81V80H62ZM61 81V82H62ZM68 81V80H67ZM89 81V80H88ZM131 81V80H130ZM129 81V82H130ZM133 81V80H132ZM131 81V83H132V85H131V87H134V86H136V85H134V83ZM150 81V83L152 84V82H151V80H149ZM184 81V80H183ZM212 81H215V80H212ZM212 81H210L211 83H213ZM229 81V80H228ZM239 81V80H238ZM35 82H33V83H35ZM70 82V81H69ZM96 82H93V83H95V85H96V87H97V84H99V83H96ZM107 82V81H106ZM106 82H103V84L102 85H104V83L105 84H107ZM112 83H114V81H111ZM136 82V81H135ZM140 82V81H139ZM142 82V81H141ZM157 82V81H156ZM161 82H164V81H161ZM170 82V81H169ZM194 82H196V81H194ZM193 82V83H194ZM201 82V81H200ZM200 82H198V83H200ZM204 82V81H203ZM202 82V83H203ZM235 82V81H234ZM243 82V81H242ZM245 82H247V79H246V81ZM261 82V81H260ZM260 82H257V83H260ZM25 83V82H24ZM31 83V82H30ZM40 83H37V85L38 84H40ZM101 83H102V81H101ZM119 84H120V82H118ZM145 84H146V82H144ZM171 83V82H170ZM177 83V82H176ZM175 83V84H176ZM186 83V82H185ZM189 83V82H188ZM197 83V84H198ZM210 83V84H211ZM250 83H252V82H250ZM249 83V84H250ZM32 84V83H31ZM43 84V83H42ZM90 84V82L88 83V84H86V85H89ZM111 83H109V86L113 89V88H117V87H113V85H110ZM115 84H117V79H116V83ZM122 84L123 83H121V85H120V87L122 86ZM136 84V83H135ZM148 84H149V82H148ZM154 84V83H153ZM174 84V83H173ZM174 84V85H175ZM177 84H179V83H177ZM187 84V83H186ZM185 84V85H186ZM210 84H208V85H210ZM215 84H216V81H215ZM239 84V83H238ZM243 84V83H242ZM253 84V83H252ZM59 85V84H58ZM65 85V84H64ZM95 85H93V86H95ZM127 85H128V82H127ZM125 86V87H128V86ZM134 85V86H133ZM147 85V84H146ZM170 85V84H169ZM245 85V84H244ZM243 85V86H244ZM248 85V84H247ZM247 85H245L244 87H246ZM259 85V84H258ZM264 85V84H263ZM19 86V85H18ZM23 86H25L24 87V90H25V92L27 91V90H30L31 88L29 87V85L28 84H25V85H23ZM34 86V85H33ZM62 86V85H61ZM115 86V85H114ZM144 85H142V86H139L140 88L141 87H143ZM154 86V85H153ZM156 86V85H155ZM165 86H166V84H165ZM177 87L179 86V85H176ZM175 86V87H176ZM183 86V85H182ZM189 86V85H188ZM232 86H234V87H232ZM253 86V85H252ZM48 87V86H47ZM59 87H60V85H59ZM64 87V86H63ZM87 87H90V85L89 86H87ZM102 87V86H101ZM138 87V88H139ZM147 87V86H146ZM146 87H145V89H143V91H146ZM171 87H173L172 85H171ZM187 87V86H186ZM248 88H249V86H247ZM254 88H255V85L253 86ZM35 88H36V86H35ZM39 88H40V86H39ZM44 88V87H43ZM50 88L48 89V88H46L47 90H50ZM100 88V87H99ZM123 88H124V86H123ZM139 88V89H140ZM155 88V87H154ZM162 88H163V86H162ZM205 88V87H204ZM254 88L253 89H251L252 91L254 90ZM18 89V88H17ZM16 89V90H17ZM45 89V90H46ZM118 89V88H117ZM128 89V88H127ZM126 89V90H127ZM142 89V88H141ZM140 89V90H141ZM161 89V88H160ZM169 89V88H168ZM214 89V88H213ZM213 89L211 90V91H213ZM258 89V88H257ZM261 89V88H260ZM23 90V89H22ZM114 90L115 89H113V93H114ZM121 90H123V89H118V93L117 94H119V93H121ZM171 90V89H170ZM170 90H167V91H170ZM190 90V89H189ZM188 90V91H189ZM193 90V89H192ZM194 90H195V85H194ZM206 90H209V86H208V89H206ZM241 90H242V88H241ZM259 90V89H258ZM262 90V89H261ZM263 90H264V88H263ZM110 92H111V90H109ZM109 91H107V92H109ZM120 91V92H119ZM123 91H125V90H123ZM123 91H122V93L121 94H123ZM156 91H158V90H156ZM165 91V90H164ZM166 91V92H167ZM176 91V90H175ZM178 91V90H177ZM199 91V90H198ZM203 91V90H202ZM243 91V90H242ZM260 91V90H259ZM23 92V91H22ZM44 91H42V92H39V94H41V93H43ZM106 92V93H107ZM140 92V91H139ZM139 92H138V94H139ZM158 92H160V90L158 91ZM171 92V91H170ZM169 92V93H170ZM195 92V91H194ZM207 92V91H206ZM20 93V92H19ZM30 93H32V92H30ZM58 93H62V92H58ZM78 93H79V91H78ZM106 93H104V94H106ZM112 93V92H111ZM112 93V94H113ZM135 93V92H134ZM131 94V92H130V94L133 96V95H136V94ZM141 93V92H140ZM146 93H148V92H146ZM154 93V92H153ZM165 93V92H164ZM164 93H159V95H158V93H157V96L159 97V96H161V94H164ZM168 93V92H167ZM168 93V94H169ZM179 93H180V91H179ZM182 93V92H181ZM191 94H193L192 92H190ZM203 93H205V91L203 92ZM244 93V92H243ZM255 93H258V91H256L255 90ZM255 93H253L254 95H255ZM259 93H263V92H259ZM258 93V94H259ZM9 94V95H8ZM16 94V93H15ZM23 93H21V95H22ZM27 94V93H26ZM33 94V93H32ZM36 94H37V92H36ZM35 94V95H36ZM50 94V95H51ZM102 94V93H101ZM116 94V93H115ZM127 94V93H126ZM129 94V95H130ZM137 94V95H138ZM172 94H174V93H172ZM186 94V93H185ZM190 94V95H191ZM250 94H252V93H250ZM264 94V93H263ZM45 95H48V94H45ZM45 95L43 94V97H45ZM49 95V96H50ZM60 95V97H63V96H61V94H59ZM59 95H57V96H59ZM110 95V97H111V94H109ZM114 95V94H113ZM124 95H125V93H124ZM136 95V96H137ZM141 95V94H140ZM140 95H139V97H140ZM146 95V94H145ZM148 95H150V94H148ZM188 95V94H187ZM187 95H186V97H187ZM194 95V94H193ZM199 95V94H198ZM17 96H19V95H17ZM17 96L15 97V96H12V97H15V99L17 98ZM25 96V95H24ZM23 96V97H24ZM27 96H29V95H27ZM31 96V95H30ZM37 96V95H36ZM36 96H34V97H36ZM40 96H42V95H40ZM57 96H56V98H57ZM104 97H106L105 95H103ZM116 96V95H115ZM126 96V95H125ZM131 96V97H132ZM142 96H144V95H142ZM141 96V97H142ZM175 95H173V97H174ZM180 96H182V94H180ZM192 96V95H191ZM205 96V95H204ZM245 96V95H244ZM247 96V95H246ZM264 96V95H263ZM11 97V98H12ZM26 97V96H25ZM39 97V95L37 96V98L36 99H39L38 98ZM59 97V98H60ZM71 96L69 95V98L68 99H72V97L70 98ZM75 97V96H74ZM76 97H79V96H76ZM118 97V96H117ZM120 97V96H119ZM130 97V96H129ZM135 97V96H134ZM133 97V98H134ZM145 97V96H144ZM144 97L142 98V101H143V99H144ZM158 97H156L157 99H158ZM168 97V96H167ZM184 97V96H183ZM199 97V96H198ZM248 97V96H247ZM246 97V98H247ZM255 97V96H254ZM21 98V97H20ZM26 98H28V97H26ZM25 98V99H26ZM30 98V97H29ZM42 98V97H41ZM40 98V99H41ZM46 98H48V97H46ZM54 98V97H53ZM112 98H114V96H112ZM116 98V97H115ZM121 98V97H120ZM120 98H117V99H119V101H117V102H120L121 103V101H123L124 102V98H122V100L120 101ZM125 98H127V97H125ZM136 98V97H135ZM147 98V97H146ZM166 98V97H165ZM175 98V97H174ZM190 98H192V97H189V99ZM200 98V97H199ZM14 99V100H15ZM22 99V98H21ZM34 99V101L36 100L35 98H33ZM63 99V98H62ZM89 99V98H88ZM116 99V100H117ZM130 98H127V100H129ZM141 99V98H140ZM155 99V98H154ZM169 99V97L167 98V100ZM171 99V98H170ZM181 100H182V97L180 98ZM193 99H194V97H193ZM11 100H13V99H11ZM10 100V103H13L14 101H11ZM45 100V99H44ZM102 100H104V99H102ZM108 100L109 101H111V99H109L108 98ZM108 100H106L107 102L106 103H108ZM113 100H115V99H113ZM126 100V102L128 103V101ZM134 100V99H133ZM133 100H131V101H133ZM160 100V99H159ZM159 100H157V101H159ZM198 100L199 99H197V102H198ZM202 100V99H201ZM16 101V100H15ZM18 101V100H17ZM16 101V102H17ZM24 101V100H23ZM28 101V99L26 100V102ZM31 100L29 99V102H30ZM36 101H38V100H36ZM40 101V100H39ZM38 101V102H39ZM50 100H47L46 102H44V107L43 108H45L46 107V103L47 102H49ZM59 101V100H58ZM57 101V102H58ZM72 101V100H71ZM76 101V100H75ZM156 101V100H155ZM154 101V102H155ZM157 101H156V103H157ZM211 100H209V102H210ZM256 101V100H255ZM19 102V101H18ZM17 102V103H18ZM25 102V103H26ZM28 102V103H29ZM81 101H79V99H78V103H80ZM83 102V101H82ZM101 102V101H100ZM115 102V101H114ZM125 102V103H126ZM130 102V101H129ZM135 102V101H134ZM140 102V101H139ZM173 102V101H172ZM171 102V103H172ZM203 102V101H202ZM260 102V101H259ZM50 103H52V102H50ZM56 103V102H55ZM65 103H67L66 101H65ZM74 103H76V102H73V104ZM133 103V102H132ZM137 103H138V101H137ZM141 103H143V102H141ZM147 103V102H146ZM174 103V102H173ZM180 103H181V101H180ZM188 103V102H187ZM204 103V102H203ZM205 103H207V102H205ZM212 103V102H211ZM262 103V102H261ZM13 104H15V103H13ZM19 104V103H18ZM21 104H22V102H21ZM21 104H19V106L21 105ZM104 105L103 106H105V103H103ZM121 104H123V103H121ZM153 104L154 103H152L151 105L153 106ZM189 104H190V102H189ZM264 104V103H263ZM61 105V104H60ZM65 105V104H64ZM64 105H63V107H64ZM75 105V104H74ZM83 105H86V104H83ZM108 105V104H107ZM123 105H125V104H123ZM135 105V104H134ZM139 105H140V103H139ZM146 106L145 104H142V106ZM147 105H148V103H147ZM198 105H201V104H199L198 103ZM47 106H49V105H47ZM82 105H80L79 107H81ZM100 106V109H101V105H99ZM136 106V105H135ZM137 106H138V104H137ZM136 106V107H137ZM142 106H138V107H142ZM143 106V107H144ZM150 106V105H149ZM148 106V107H149ZM151 106V107H152ZM13 107H18V106H12V108ZM65 107H67V106H65ZM76 107V106H75ZM75 107H72L71 109H73V108H75ZM86 107L88 108V106L86 105ZM109 107V106H108ZM107 107V108H108ZM137 107V108H138ZM142 107V108H143ZM207 107H208V105H207ZM19 108V107H18ZM56 108H59V107H56ZM61 108H62V106H61ZM83 108H85V107H83ZM106 108V107H105ZM104 108V109H105ZM106 108V109H107ZM141 108V109H142ZM208 108H211V107H208ZM207 108V109H208ZM255 108V110H253ZM4 109H5V111H4ZM13 109H17V108H13ZM63 109V108H62ZM70 109V110H71ZM89 109L90 108H88V109H85V111L84 112H87V111H89ZM99 109V110H100ZM152 109V108H151ZM154 109H155V107H154ZM9 110V109H8ZM58 111H60L59 109H57ZM79 110H81V108L79 109ZM87 110V111H86ZM93 110V109H92ZM108 110H110L109 108H108ZM112 110V109H111ZM140 110V109H139ZM209 110V109H208ZM11 111V110H10ZM68 111V110H67ZM73 111V110H72ZM82 111V112H83ZM98 111V110H97ZM105 111V110H104ZM119 111V110H118ZM142 111H143V109H142ZM154 111V110H153ZM152 111V112H153ZM194 111V110H193ZM198 111V110H197ZM196 111V112H197ZM15 112H16V110H15ZM61 112V111H60ZM90 112H91V110H90ZM89 112V113H90ZM95 112V111H94ZM93 111H92V114L94 113ZM113 112H114V110H113ZM115 112H117L116 110H115ZM209 112H210V110H209ZM18 113V112H17ZM44 113V114H43ZM66 113H68V112H66ZM100 113L101 114H103V115H105L106 114V111H105V114L104 113H102L101 111H100ZM108 113V112H107ZM123 113H126V112H123ZM123 113H114L113 115L115 116V117H117V118H119V119H123L125 116H124V114ZM136 113H138V112H136ZM136 113H135V115H136ZM140 113V112H139ZM154 113V112H153ZM156 113V112H155ZM187 112H185V114H186ZM85 114V113H84ZM98 114V113H97ZM111 114H112V112H111ZM110 114V115H111ZM141 114V113H140ZM184 114V113H183ZM54 115H57V113L55 114L54 113ZM61 115V114H60ZM66 115V114H65ZM65 115H63V116H65ZM110 115H107V116H110ZM141 115H143L144 117H146L145 115H148V114H146V112H145V114H141ZM189 115H192L191 117H189V118H187ZM204 115V114H203ZM209 115V114H208ZM90 116V115H89ZM96 116V115H95ZM95 116H93V118L95 117ZM98 116V115H97ZM106 116V115H105ZM104 116V118H106V120H107V117H105ZM114 116H112V117H114ZM138 116V115H137ZM148 116H150V115H148ZM181 116H182V114H181ZM184 117L185 116H187V115H183ZM188 116L186 117L187 119H189L190 120V118L191 119H197V117H198V114L196 115V117H193V114H189V112H188ZM195 116V115H194ZM199 116H201V115H199ZM211 116H213V115H211ZM217 116V115H216ZM67 117H69V116H67ZM67 117L66 118H64L65 120H60V121H66V119H67ZM86 117H88V116H86ZM99 117H103V116H98V117H96L97 118V120H98V118ZM111 117V118H112ZM114 117V118H115ZM138 117H140V116H138ZM137 117V118H138ZM208 117V116H207ZM206 117V118H207ZM210 117V116H209ZM72 118H73V116H72ZM91 119H92V116L90 117ZM111 118H108V120L107 121H105V123L107 124V122L109 121V119L110 120H112ZM133 118V117H132ZM157 118H159V117H157ZM211 118V117H210ZM90 119V120H91ZM116 119V118H115ZM119 119H116V120H119ZM126 119V118H125ZM149 119V118H148ZM147 119V120H148ZM160 119V118H159ZM162 119V118H161ZM169 119V118H168ZM204 119V118H203ZM209 119V118H208ZM42 120H44V122H43V124L41 123V121ZM100 120V119H99ZM98 120V121H99ZM102 120V119H101ZM101 120L99 121V122H101ZM114 120V119H113ZM140 120V119H139ZM152 120H153V117H152ZM212 120V119H211ZM75 121V120H74ZM96 121V120H95ZM94 121V122H95ZM150 121V120H149ZM173 121V120H172ZM172 121L170 122H168V124L169 125H171V126H173V123H172ZM207 121V120H206ZM213 121V120H212ZM219 121H221L220 120V118H219V120H218V122ZM76 122H78L77 120H76ZM89 122H91V121H89ZM93 122V121H92ZM91 122V123H92ZM98 122V123H99ZM104 122V121H103ZM111 122V121H110ZM112 122H114V121H112ZM118 122H120L119 124H121V120L120 121H118ZM157 122H160V121H157ZM177 122V121H176ZM209 122H211V121H208V123ZM225 122V123H226ZM262 122H264V121H262ZM261 122V124H263ZM59 123H61V122H59ZM63 123V122H62ZM67 123V122H66ZM70 123V122H69ZM71 123H72V121H71ZM96 123V122H95ZM105 123H104V125H105ZM140 123V122H139ZM138 123V124H139ZM156 123V122H155ZM206 124V125H208V127H209V125L210 124ZM221 123V122H220ZM55 124V123H54ZM73 124V123H72ZM72 124H69V127H72L71 125ZM75 124V123H74ZM111 124H113V123H111ZM125 124V123H124ZM153 124V123H152ZM157 124V123H156ZM162 124V123H161ZM176 124V123H175ZM192 124V123H191ZM216 125H214L215 127L217 126V123H215ZM258 124H260V123H258ZM259 125V126H263V125ZM56 126H58L57 124H55ZM76 125H77V123H76ZM75 125V126H76ZM78 125H79V122H78ZM84 124H82V126H83ZM103 125V126H104ZM110 125V124H109ZM132 125V124H131ZM131 125H130V127H127L126 125H123V126H126L127 127V130H130L131 131V133H132V131H133V134L135 133V131H137V127L135 128L134 126L135 125H133V127H131ZM158 125V124H157ZM159 125H160V123H159ZM203 125V124H202ZM223 126H224V124H222ZM59 126H61V124L59 125ZM64 126V125H63ZM81 126V127H82ZM95 126V125H94ZM102 125L101 126H99L100 128H102L103 130H105V129H107V130H112L113 128L114 129H116V127H108V126H106V127H103ZM161 126V125H160ZM159 126V127H160ZM176 127L177 126H179L178 124H176L175 125ZM181 126H183V125H181ZM185 126V125H184ZM213 126V127H214ZM218 126H219V124H218ZM217 126V127H218ZM222 126V127H223ZM55 127V126H54ZM79 127L80 126H76V128H78L79 129ZM85 127V126H84ZM88 127V126H87ZM165 127V126H164ZM167 127H169V126H167ZM166 127V128H167ZM194 127V126H193ZM198 127V126H197ZM252 127H255V126H253L252 125ZM63 128V127H62ZM62 128H58V129H60V130H62L63 131V129ZM170 128V127H169ZM168 128V129H169ZM180 128V127H179ZM203 128V127H202ZM207 128V127H206ZM205 128V129H206ZM249 128V127H248ZM258 128H260V127H258ZM263 128H264V126H263ZM262 128V129H263ZM56 129V128H55ZM81 129V128H80ZM85 129H87V130H89L88 128H86L85 127ZM113 129V130H114ZM117 129H122V128H117ZM143 129H146V131H148V132H154V129H152V128H150L149 127V129H147V128H143ZM167 129V130H168ZM185 129V128H184ZM193 129H195V128H193ZM208 129V128H207ZM210 129V128H209ZM208 129V130H209ZM213 129V128H212ZM224 129V128H223ZM250 129V128H249ZM248 129V130H249ZM254 129H256V130H258L256 127L254 128ZM262 129H260V130H262ZM57 130V129H56ZM96 130V129H95ZM175 130V129H174ZM178 130V129H177ZM177 130H175V131H177ZM182 129H180V131H181ZM202 130V129H201ZM203 130H204V128H203ZM217 130H221L220 128H218V129H216V131ZM260 130H258V131H260ZM10 131H12L11 133H10V135H8V132H10ZM69 131V129H67V132L66 133H70V132H68ZM75 131V130H74ZM125 131V130H124ZM123 131V132H124ZM186 131H188L189 132V129L188 130H186L185 129V132ZM190 131L191 132H193V131H196V130H193L192 131V128L190 129ZM214 131H215V129H214ZM215 131V132H216ZM219 131H217V132H219ZM223 131V130H222ZM253 131H255V130H253ZM57 132H58V130H57ZM64 132V131H63ZM99 132H103V131H100L99 130ZM107 132V131H106ZM111 132H114V131H111ZM119 132H121V131H119ZM162 132V131H161ZM183 132V131H182ZM184 132V133H185ZM221 132V131H220ZM244 132V133H243ZM264 132V131H263ZM65 133V132H64ZM65 133V134H66ZM116 134H118V131H116L115 132ZM223 132H221L220 133V135L222 134ZM262 133V132H261ZM260 133V134H261ZM20 134V136H21V134H23L24 135V137L26 138V140H28V142H26V141H24L23 142V140H20L19 141V143H15L14 142V140L15 139H17L14 135H19ZM73 134H75V133H73ZM115 134V135H116ZM132 134V136H136V134H134L133 135ZM156 134V133H155ZM186 134H188V133H186ZM186 134H184V135H186ZM189 134H190V132H189ZM191 134H193V133H191ZM193 134V135H194ZM248 134H250L249 132H248ZM258 133H256L255 135H257ZM49 135V136H48ZM70 135V134H69ZM76 135V134H75ZM89 135V134H88ZM130 135V134H129ZM152 135H153V133H152ZM263 134H261V136H262ZM11 136H13V137H15V139H12L13 140V142L15 143V144H13L12 142L10 143V138L8 139V141H7V138L8 137H11ZM58 136V135H57ZM66 136H68V135H65V137ZM72 136V135H71ZM117 136H119V135H117ZM155 135H153V137H154ZM186 136H188V135H186ZM190 136V135H189ZM54 136H51L50 137V139L51 140H55L56 139V137H54L55 139H52ZM86 137V136H85ZM105 137V136H104ZM156 137V136H155ZM154 137V138H155ZM191 137V136H190ZM25 138H18V139H25ZM58 138H59V136L57 137V140H58ZM78 138H80V137H78ZM89 138V137H88ZM88 138H86V139H88ZM136 138V137H135ZM181 138V137H180ZM186 138H188L189 139V137H186ZM264 138V137H263ZM262 138V139H263ZM62 140H63V137L61 138ZM66 138H64V140H65ZM90 140L92 139V138H89ZM158 139V138H157ZM159 139H161V138H159ZM182 139V138H181ZM192 139H193V137H192ZM200 139V138H199ZM11 140V141H12ZM62 140H60L61 142H62ZM63 140V141H64ZM94 140V139H93ZM114 140H115V138H114ZM163 140V139H162ZM166 140V139H165ZM185 140V139H184ZM189 140H191V139H189ZM189 140H187V141H189ZM81 141V140H80ZM95 141V140H94ZM94 141H91V144L94 142ZM99 141V140H98ZM117 141H119V140H117ZM132 141H133V138H132ZM183 141V140H182ZM195 142L194 141V139L193 140H191V142ZM17 142H18V140H17ZM55 142H59V141H56L55 140ZM60 142V145L63 143H61ZM86 142H88V141H86ZM134 142V141H133ZM156 142H158V141H156ZM159 142L161 143H163V144H166V143H164L163 141H160L159 140ZM158 142V143H159ZM169 142V141H168ZM199 142H201V141H199ZM198 142V143H199ZM54 143V142H53ZM65 143H66V141H65ZM99 143H101V142H99ZM114 143V142H113ZM117 142H115V144H116ZM120 143V142H119ZM159 143V144H160ZM161 143V144H162ZM170 143V142H169ZM183 143V142H182ZM197 143V144H198ZM202 143V145H203V143H207L206 142V140H204L203 142H201ZM244 143V142H243ZM64 144V143H63ZM104 143H102V145H103ZM107 145H108V143H106ZM110 144V143H109ZM114 144V145H115ZM133 144V143H132ZM162 144V145H163ZM191 144V146H192V148H194V150L193 149H191V151L193 150V152H191V153H195V151H196V149L198 150H201L200 152H201V154L200 155H202L204 152L203 151H207V148H205L204 146L206 145H204V146H202V147H193V143H190ZM22 145V144H21ZM24 145V144H23ZM46 145H48V144H46ZM51 145V144H50ZM50 145H48V147L50 146ZM54 145H56L55 143L53 144V147H54ZM59 145V144H58ZM107 145H104V146H107ZM128 145V144H127ZM166 145H168V144H166ZM166 145H164V146H166ZM201 145V144H200ZM199 144H198V146H200ZM206 145V146H207ZM26 146H27V144H26ZM69 146V145H68ZM96 146H98L97 145V143H96ZM95 146V144H94V147H96ZM111 146H112V144H111ZM117 146H119V145H117ZM139 146V145H138ZM171 146V145H170ZM186 146V145H185ZM249 146H247V147H249ZM22 147V146H21ZM20 147V148H21ZM46 147V146H45ZM53 147H51V149L53 148ZM102 147V146H101ZM109 147V146H108ZM115 147V146H114ZM121 147V146H120ZM130 147V146H129ZM167 147V150H168V146H166ZM178 147V146H177ZM175 148V149H178V148ZM189 147V146H188ZM188 147L186 146V148L188 149ZM26 148V147H25ZM29 148V147H28ZM29 148V149H30ZM55 148H61V147H55ZM55 148H53L52 150H50L51 152H55L54 151V149ZM98 148V147H97ZM117 148V147H116ZM165 148V147H164ZM43 149V148H42ZM48 149H50V148H48ZM66 149H67V147H66ZM74 149V148H73ZM95 150H96V152H97V149L96 148H94ZM102 148H100L99 150H101ZM117 149H120V148H117ZM171 149V148H170ZM187 149H186V151H185V149H178L177 150V152L178 153H181L182 155H184V156H187V154H188V151H187ZM257 149V148H256ZM263 149H264V146H263ZM21 150H23V149H21ZM32 150H33V148H32ZM64 150H65V148H64ZM125 150H127V149H125ZM136 151H137V149H135ZM134 150V152H136ZM212 150H211V152H212ZM16 151V152H15ZM19 151V150H18ZM23 151H26V152H29V150H23ZM36 151V152H37ZM41 151H43V150H41ZM47 151H49V150H47ZM47 151H44V152H46L47 153ZM56 151H58V152H60L61 153V151L60 150H56ZM62 151H63V149H62ZM67 151V150H66ZM69 151H70V148H69V150L67 151L68 152V154H69ZM75 150H73V151H70V152H74ZM171 151V150H170ZM259 151V150H258ZM260 151H262V149L260 150ZM34 152H35V150H34ZM64 152V151H63ZM62 152V155L64 156V153ZM121 152V151H120ZM120 152H118V153H120ZM203 152V153H202ZM208 152V151H207ZM210 151L208 152V153H211ZM226 152H227V150H226ZM233 152V151H232ZM252 152V151H251ZM255 152H256V150H255ZM20 153V152H19ZM25 153V152H24ZM78 154L79 152H78V150H77V152L75 151L74 152V154ZM138 153H142L141 151H139ZM138 153H136V155L138 154ZM157 153H159V152H157ZM184 153V154H183ZM197 153V152H196ZM207 153V154H208ZM263 153H264V151H263ZM20 154H22V153H20ZM27 154V153H26ZM30 155H31V153H29ZM50 154V153H49ZM72 154V153H71ZM80 155H82L81 153H79ZM78 154V155H79ZM172 154V153H171ZM181 154H179V155H181ZM223 154V153H222ZM45 155V154H44ZM66 155H67V153H66ZM80 155H79V157H80ZM99 155V157H100V155L101 154H98ZM104 155V154H103ZM107 155V154H106ZM112 155V154H111ZM114 155V154H113ZM134 155V154H133ZM157 155V154H156ZM178 155V154H177ZM194 155H196V154H194ZM199 154H197L196 155V157H199L198 156ZM204 155V154H203ZM202 155V156H203ZM224 155H228V154H224ZM229 155H231V154H229ZM247 155V154H246ZM254 155H255V153H254ZM32 156H33V154H32ZM46 156L47 155H45V156H41V158H45L46 159ZM54 156H55V154H54ZM115 156V155H114ZM140 156H142L141 154H140ZM183 156V157H184ZM189 156V155H188ZM205 156H206V154H205ZM211 155H209L208 157H210ZM212 156H216V155H214V154H212ZM223 158H224V156L223 155H221ZM243 156V155H242ZM251 156H252V154H251ZM21 157V156H20ZM27 157V156H26ZM25 157V159L24 158H22L24 161H26V159L28 160V158L29 157H31V156H29L28 158H26ZM48 157V156H47ZM52 157L53 156H51V157H48L47 159H48V162H51L53 159H52ZM67 157V156H66ZM69 157H71V159L74 157H72V156H70L69 155ZM103 157H105V156H103ZM131 157V156H130ZM135 157V156H134ZM133 157V158H134ZM137 157H138V155H137ZM144 157H146V156H144ZM166 157V156H165ZM168 157H169V155H168ZM189 157H191L192 158V155L191 156H189ZM258 157H260V161H263L262 162V164L260 163V173H259V175L257 176V180H256V182H255V184H259V186L258 187H255L254 186V183H253V181H250V180H248V179H246L245 180V185H246V187L245 188H247L246 190L247 191H249V192H246V193H244L243 194V197L241 196V198H243L244 200H245V202H241L240 204L238 203L239 201H236L238 204H236V205H234L233 203H231V204H233V205H231V207H226L224 210H222V206H221V201L222 200H225L224 198H225V196H224V191L226 190V188H223V189H225L224 191H222L221 189V191L222 192H224L222 195H216V194H218V193H215V191H213L212 189H210L211 187H206L205 188V192L204 193H206L205 195H203L204 196V198L203 199H201V203L203 204V205H207V207H203L204 209L203 210H206V212L207 213H205V214H200L201 212H200V210H195L194 209V211L192 210V211H190L189 210V212H188V209H190L191 207H189V206H187V200H184V201H186V202H184V201H182V199H185L186 198V196H185V198H182V199H177L176 198V196L178 197V195H180V193H175V198L177 199V200H173L172 199V201H175L174 203H173V205H171V209L170 210H167L166 209V211L165 210H163L162 208H160V209H162V210H159L158 208V210H159V212L156 210V207H160V206H158V205H154L153 203H147V202H145L144 200H142L143 198L142 197H139V195H140V193H139V195H138V193H137V190H139V186L138 187H136V188H138L137 190L135 189V190H132L131 189V187L132 186H130L129 184L132 182L133 183V181H130V180H128L129 181V183L128 184H126V185H129L130 186V189L131 190H123L122 188H120V187H118V194L117 195H119L120 196V198H123V197H128V198H123L124 200H126V199H128V200H130V198H131V201H133L134 203H132L131 201V203L133 204V205H136V206H131V207H133V208H135V207H140L141 209H143V211H144V214L146 213L148 216H150V217H152L153 216V214H155V213H153L155 210L157 211L156 212V214L155 215H157L158 213H160V214H158L159 215V217H158V219L159 218H167V220H170V219H168V218H172V216H174V218H178V219H182V221H184V222H182V224L183 223H185L186 225L188 224V227L187 228H184L185 230H182L183 228H181L180 226V228L181 229H177L178 231H179V233H178V235H180L181 236V238H183L184 239V242L182 241L181 243H179L178 245L177 244H175V243H173V242H170V241H166V238H165V241L166 242H161V241H163V240H159L158 241V243H155V242H152V241H154V240H152V241H147L148 239V235H150L151 234V232L150 231H146L147 233H149L148 235H147V238L144 236V238H146L145 240L146 241H141V246H143L144 244H146L148 247H151V248H153L154 250H156L155 252V254H153V255H151V256H149V257H152V258H150V259H153V260H151V262L152 261H155L156 262V264L158 263V264H162V263H165V264H223L224 262H225V260H227V258H226V254H227V252L228 251H231L232 252V257L230 258V260L228 261V262H225L226 264H264V155H261V156H258ZM43 158V159H44ZM65 158V157H64ZM102 158V157H101ZM110 159L111 161H112V159L111 158H113L114 159V161H112V163L114 162H118L119 163V158L118 157H113V156H109V155H107V157H106V159ZM123 158V157H122ZM132 158V157H131ZM136 158V157H135ZM140 158V160L142 161V162H144L145 160V158H141V157H139ZM171 158V157H170ZM172 158H174V156L172 157ZM187 158V157H186ZM193 158H195V157H193ZM192 158V159H193ZM213 158V157H212ZM212 158H210V159H212ZM229 158V157H228ZM227 158V159H228ZM249 157H248V155H247V159H248ZM254 158V156L252 157V159L251 158H249V159H251V160H255V159H253ZM35 159H39L38 157L37 158H35ZM43 159H41V160H43ZM44 159V160H45ZM55 159V158H54ZM70 159V158H69ZM69 159H67V160H69ZM71 159L69 160V161H71ZM78 159V158H77ZM83 158H79L78 159V161H81ZM92 159V158H91ZM107 159V160H108ZM124 159V158H123ZM126 159V158H125ZM127 159H128V157H127ZM126 159V160H127ZM191 159V160H192ZM201 158H199L198 160H200ZM210 159H208V160H210ZM219 159V158H218ZM233 159V158H232ZM259 159V158H258ZM257 159V160H258ZM30 161H31V159H29ZM28 160V161H29ZM34 160V159H33ZM43 160V161H44ZM64 160V159H63ZM66 160V161H67ZM87 160H90V159H87ZM93 160V159H92ZM129 160V159H128ZM134 160V159H133ZM133 160H131V161H133ZM144 160V161H143ZM172 159H170V161H171ZM179 160V159H178ZM183 161H184V158L182 159ZM195 160V159H194ZM198 160H195V161H198ZM201 160H203V159H201ZM219 160H221V159H219ZM219 160H216V161H219ZM223 160V159H222ZM234 160V159H233ZM22 161V160H21ZM35 161V160H34ZM34 161H31V163L33 164V162ZM40 161V160H39ZM38 161V162H39ZM40 162L41 163V165H39V164H36V167H37V165H39L40 167H38L39 168V170H40V168H42L43 170H44V166L45 165H47V166H45L46 167V169H47V167L48 166H50V165H48V163L46 164V163H44V162ZM65 161V163H67ZM94 161V160H93ZM95 161H97V160H95ZM94 161V162H95ZM120 161H122V160H120ZM130 161V160H129ZM130 161V162H131ZM139 161V160H138ZM140 161V162H141ZM173 161H174V159H173ZM179 161H181V160H179ZM178 161V162H179ZM183 161H181V162H183ZM190 161V160H189ZM189 161H187V159H186V161L185 162H188L189 163ZM193 161V160H192ZM192 161H190V162H192ZM215 161V159L214 160H211V161H208V163L209 162H211L212 164H213V166L214 165H216L218 162H216ZM229 161V160H228ZM230 161H232V160H230ZM229 161V162H230ZM18 162H20V161H18ZM27 162V161H26ZM56 162V161H55ZM64 162V161H63ZM82 162V161H81ZM80 162V163H81ZM91 162V161H90ZM154 162V161H153ZM175 163L174 164H170L169 165V163L170 162H168V165L167 166H169L167 169L168 170H170V169H172V170H174L173 168H178V169H180V170H182V173L184 172V171H188V167L187 166H185L186 164L184 163V166H183V163H182V165L179 163H177V161H174ZM199 163H200V161H198ZM220 163H218V164H220L221 165V162L222 161H219ZM224 163H226V160H224L223 161ZM249 163H248V167H250L251 165H252V163L253 162H250V161H248ZM256 162V161H255ZM31 163H29V164H31ZM77 163V162H76ZM96 164H97V162H95ZM100 163H102V162H100ZM104 163H105V159H104ZM120 163H122V162H120ZM119 163V164H120ZM134 163H135V161H134ZM134 163L132 162L131 164H133L134 165ZM147 163V162H146ZM151 163V162H150ZM187 163V164H188ZM208 163H206L207 165H208ZM210 163V164H211ZM228 163V162H227ZM10 164H13V162L12 163H10ZM17 164V163H16ZM20 164H23L22 162H20ZM20 164H18L19 166H20ZM51 164V163H50ZM56 164V163H55ZM54 163L52 164V165H55ZM64 164V163H63ZM69 164L70 163H68V166H69ZM88 164H89V162H88ZM88 164H87V166H88ZM164 164V163H163ZM167 164V163H166ZM193 164V163H192ZM194 164H197V162H194ZM217 164V165H218ZM229 164V163H228ZM230 164H232V162H230ZM229 164V165H230ZM0 165H2V164H0ZM35 165V164H34ZM56 165H58V164H56ZM78 165V164H77ZM81 165H83V164H80V166ZM85 165V164H84ZM89 165H91V163L89 164ZM121 165V164H120ZM119 165V167H121ZM137 165H139V164H136L135 165V167L137 166ZM200 165V168H199V170L201 169V168H203L202 166H201V164H199ZM224 165V164H223ZM227 165V164H226ZM236 165V164H235ZM10 165H8L7 167L9 168V170H11L12 169V167H9ZM30 167H34V168H36L35 166H31V165H29ZM79 166V165H78ZM97 166H99L98 164H97ZM143 166H146L145 164L143 165ZM189 166H191V164H189ZM197 165H195V167H196ZM209 166V165H208ZM228 166V165H227ZM13 167H15V164H14V166ZM16 167H18V166H16ZM23 167V166H22ZM56 167V166H55ZM70 168L72 167V165L71 166H69ZM210 167L212 168V166L210 165ZM216 167V166H215ZM220 167V166H219ZM8 168H7V170H8ZM51 169H54V167L52 166V167H50ZM57 168H59L58 166H57ZM68 168V167H67ZM191 168H192V166H191ZM197 169H198V167H196ZM218 168V167H217ZM22 169V168H21ZM26 169H27V171L29 170L27 167H26ZM25 169V170H26ZM31 169V168H30ZM45 169V170H46ZM66 169V168H65ZM81 169V168H80ZM149 169H153V170H158L159 172H161L160 174H162V178H163V182H166L167 184H168V179L170 178L169 177V173L171 172V173H174V172H172V171H169V172H165L166 170H164L163 171V169L159 166V164L157 163V164H149V166L148 167H145V168H143L142 167V165H140V167H138L137 166V168H136V171H129V169L127 168L126 170H128V171H125V174H128V175H130V176H132V177H136V179L139 177V175H143V177H144V174H147L146 172H148L149 171ZM166 169V168H165ZM190 169V168H189ZM0 170H3V172H1L0 171V173L2 174V173H4V169H0ZM32 170V169H31ZM37 170V169H36ZM35 170V171H36ZM57 170H59V171H61L60 169H57ZM100 170V169H99ZM192 170H194V169H192ZM206 170V169H205ZM209 170V169H208ZM229 170V169H228ZM231 170V169H230ZM16 171H18V170H16ZM15 171V172H16ZM19 171H20V169H19ZM22 171V170H21ZM20 171V172H21ZM24 171V170H23ZM41 172H42V170H40ZM40 171H38L39 173H40ZM121 171V170H120ZM119 171V172H120ZM158 171H156V172H158ZM177 171V170H176ZM179 171V170H178ZM190 171V170H189ZM189 171L187 172V173H189ZM200 171H202V170H200ZM204 171V170H203ZM211 170H209V172H210ZM215 171H217V170H215ZM218 171H219V169H218ZM5 172H7V171H5ZM12 171H10L9 173H11ZM32 172H33V170H32ZM32 172H30V173H32ZM46 171H43L42 173H40V175L42 174V176L41 177H37V179H34V178H31L29 175V173H28V176L30 177V179H28V181L32 184V186L34 187V189H35V187H36V189L37 188H39V190H41L42 191V195L45 197V198H47L46 200L47 201H51V204L49 203V202H47V204H48V206H49V204H50V208H49V210H51L52 212H50V211H48V212H50V213H48L47 212V214H53L54 215V217H55V215H57L58 214V212H63V211H69L68 212V214L70 213V214H72L74 211L75 212H77V211H79V209L76 211L75 210V208H77V206H79V205H76V207L75 206H73V205H71L70 203L68 204V205H66V206H64L63 204L61 205L60 204V201L61 200H63V199H61L60 201H59V196L60 197H62L64 194H66V195H68V193L66 192H64V193H62L63 191H59L61 188L59 187V189L57 188V186H56V184H55V181H54V179H53V177H55L54 175V172L57 174V171H54V172H52V170L50 171V172H46ZM97 172H98V170H97ZM119 172H118V174H119ZM181 172V171H180ZM193 172V171H192ZM194 172H195V170H194ZM196 172H197V170H196ZM206 172H208V171H206ZM19 173V172H18ZM24 173V172H23ZM51 173H53V174H51ZM61 173V172H60ZM99 173H101V172H99ZM144 173V174H143ZM185 173V172H184ZM186 173V174H187ZM200 173L201 172H197V175L195 176L194 174H191V175H193L192 177H198L199 178V175H200ZM212 173H214V174H217L216 172H214V171H212V172H210V174H212ZM0 174V175H1ZM16 174V173H15ZM38 173H36V175H37ZM84 174V173H83ZM98 174V173H97ZM186 174H183V175H186ZM214 174H212V175H214ZM6 175H7V177H9V175L6 173ZM10 175H13V174H10ZM17 175V174H16ZM15 175V177H17V179H15L16 180V182L18 183V179L20 180V177H22L23 175H19L18 174V176H16ZM35 175V174H34ZM35 175V176H36ZM99 175V174H98ZM104 175V174H103ZM102 175V176H103ZM123 175V174H122ZM127 175V176H128ZM149 174H147V175H145V177L146 176H148ZM182 175V174H181ZM202 175V174H201ZM2 176H4V174L2 175ZM1 176V177H2ZM120 176V175H119ZM188 176H189V174H188ZM211 176V175H210ZM209 176V177H210ZM217 176H220V175H218L217 174ZM215 177V175L214 176H212L211 178H214V180H212L211 179V181H215V178L218 180V179H221V178H218V177ZM15 177H13V178H15ZM25 177H26V175H25ZM28 177V178H29ZM57 177V176H56ZM84 177V176H83ZM97 177V176H96ZM103 177H105V178H107L106 176H103ZM125 176L123 175L122 177H121V179H123ZM131 177V178H132ZM144 177V178H145ZM182 177H184V176H182ZM221 177V176H220ZM4 178H5V176H4ZM12 178V179H13ZM105 178H100V180H99V178H98V180L100 181V184L101 185H99V184H97L96 186H108L107 184H109V187L110 186H113V185H118L119 184V182L118 183H115V182H117L118 180H119V178H118V180H114L115 182H111V181H108V180H106ZM128 178H130V177H128ZM157 178V177H156ZM155 178V179H156ZM161 178V177H160ZM160 178H158V179H160ZM176 178H177V176H176ZM178 178H180V177H178ZM177 178V180L178 181H180L181 182V180H184V179H186V178H184V179H178ZM191 178V177H190ZM197 178V179H198ZM204 178V177H203ZM1 179L3 180V178H0V181H1ZM5 179H7V178H5ZM21 179H23V178H21ZM113 179V178H112ZM141 179H143V178H141ZM153 179V178H152ZM155 179H154V181H155ZM157 179V180H158ZM192 179V178H191ZM194 179V178H193ZM132 180V179H131ZM141 183H142V180H140V179H138ZM144 180V179H143ZM172 180H174V179H172ZM216 180V181H217ZM5 181V180H4ZM84 181V180H83ZM121 181V180H120ZM148 182H150V179L149 180H147ZM145 182V183H147V186H149V183L148 182ZM178 181H173V182H178ZM185 181V185H188V186H191L192 184L194 185V182H191V181H193V180H190L189 178H187L186 180H184ZM183 181V182H184ZM194 181H196V180H194ZM204 181V180H203ZM210 181V182H211ZM216 181H215V183H216ZM220 181H222L221 183H224L223 182V180H220ZM220 181L218 182V184L220 183ZM6 182V181H5ZM13 182V181H12ZM22 182V181H21ZM27 183V184H30V183ZM36 182V183H35ZM136 182V181H135ZM138 182V181H137ZM151 182H152V180H151ZM150 182V185H151V187H152V185L154 186L153 187V189H155V188H157L159 185H162L161 186V190L163 191V193H164V199L166 198L167 200L166 201H168V203H170V200H169V197H171V196H174V195H171V192H173L174 191V188H170L169 186H167V184H162L161 182H154V183H151ZM173 182H171V183H173ZM179 182V183H180ZM6 183H8V182H6ZM17 183H14V184H17ZM26 183V182H25ZM84 183V182H83ZM89 183H91V182H89ZM145 183H143L144 184V186H145ZM182 183V182H181ZM20 184V183H19ZM18 184V185H19ZM31 184L29 185V186H31ZM86 184H88L87 182H86ZM93 184V183H92ZM91 184V185H92ZM123 184H124V182H123ZM174 184V183H173ZM184 184V183H183ZM1 185V184H0ZM91 185H90V187L89 188H92L93 187V185H92V187H91ZM121 185V184H120ZM126 185H124L125 186V188L127 187ZM133 185H136V184H133ZM164 185V186H163ZM168 185H170V184H168ZM179 186H181L180 184H178ZM221 185V184H220ZM8 186V185H7ZM10 186V185H9ZM19 186H22V184L21 185H19ZM18 186V187H19ZM83 186H85V185H83ZM137 186V185H136ZM141 187H142V189H143V185H140ZM172 186V185H171ZM184 186V185H183ZM183 186H181V188H183ZM253 186H254V188H253ZM0 187H2V186H0ZM15 187H17V185H15ZM85 187H88V185H86ZM114 187H117V186H114ZM150 187V188H151ZM174 187H176L175 185H174ZM11 188V187H10ZM88 188V189H89ZM93 188H99V187H93ZM105 188V187H104ZM107 188V187H106ZM112 188V187H111ZM147 188V187H146ZM177 188V187H176ZM186 188V187H185ZM201 187H199L198 186V189H200ZM244 188V189H245ZM2 189V188H1ZM30 189V188H29ZM35 189V190H36ZM101 189V188H100ZM103 189V188H102ZM109 189V188H108ZM114 189H116V188H114ZM113 189V190H114ZM157 189H160V187H158ZM157 189H155V190H157ZM231 189V188H230ZM229 189V190H230ZM8 190V189H7ZM16 190V189H15ZM20 190H22V188L21 189H19V190H17L16 192H19ZM62 190V189H61ZM143 190H145V189H143ZM147 190H148V192L151 190H149L148 188H147ZM201 190H202V188H201ZM201 190H199V194H200V192H201ZM3 191V190H2ZM11 191V190H10ZM14 190L12 189V192H13ZM71 191V190H70ZM69 191V192H70ZM97 191H99V190H97ZM101 191V190H100ZM104 191L105 190H102V193H104ZM107 191V190H106ZM146 191V190H145ZM144 191V192H145ZM153 191V190H152ZM159 191V190H158ZM158 191L156 192L155 191V195L156 196H158V195H161V197H162V199H163V196H162V194L163 193H160V194H157L158 193ZM162 191H160V192H162ZM198 191V190H197ZM204 191V190H203ZM228 191V190H227ZM230 191H232V190H230ZM1 192V191H0ZM4 192V191H3ZM12 192H10L11 194H12ZM16 192L14 191V193L16 194ZM28 191H26V190H22V192L20 191V193L18 194L17 193V196H16V198H15V196L13 195V197L15 198V200H10L11 202H13V204L11 203L10 204V206H11V208H9V207H6V206H4V205H2L1 203H0V247H4V248H8L9 250L11 249V243H15V242H12L11 241V243H9L8 244V241H7V237H8V234H9V232H11L12 231V229H14V230H16V228H17V230H16V232L17 231H19V233H20V236L22 237V238H25L26 237V235L28 234V232H29V229L31 228V226H30V224H31V219H30V215H31V213H32V210H35V208H36V203H37V201L39 200V198L37 197H35V196H33L34 198H36V200H33L32 199V197L31 198H29L28 197V193H27ZM37 192H39V191H37ZM109 192V191H108ZM115 192V191H114ZM147 192V193H148ZM154 192V191H153ZM71 193V192H70ZM101 193V194H102ZM105 193H107V192H105ZM112 193V192H111ZM142 193H143V191H142ZM152 193V192H151ZM221 193V192H220ZM228 193H229V191H228ZM227 193V194H228ZM237 193V192H236ZM235 193V194H236ZM0 194H3V197H4V193H0ZM72 194H74V193H71V195ZM76 195H77V193H75ZM109 194V193H108ZM114 194V193H113ZM116 194H114L115 196H116ZM153 194V193H152ZM198 194V193H197ZM198 194V195H199ZM203 194V193H202ZM226 194V193H225ZM226 194V196H228ZM234 194V195H235ZM79 196L78 197H81V195L80 194H78ZM143 195H144V193H143ZM142 195V196H143ZM30 196H31V194H30ZM37 196V195H36ZM75 196V195H74ZM83 196H85V195H82V197ZM88 196H90V195H88ZM105 196V195H104ZM106 196H107V194H106ZM109 196H112V195H110L109 194ZM115 196H114V198H115ZM119 196L117 197V198H119ZM148 196H149V194H148ZM151 196H154V195H151ZM155 196V197H156ZM206 196V197H205ZM232 196V195H231ZM238 196V195H237ZM41 197V196H40ZM64 197V196H63ZM62 197V198H63ZM72 197V196H71ZM91 197V196H90ZM108 197V196H107ZM144 197V196H143ZM146 197L147 196H145V200H146ZM5 198V197H4ZM42 198V197H41ZM73 198V197H72ZM92 198V197H91ZM104 198V197H103ZM108 198H110V197H108ZM142 198V199H141ZM153 198V197H152ZM172 198V197H171ZM174 198V199H175ZM232 198V197H231ZM230 198V199H231ZM234 198V197H233ZM0 199H2L1 197H0ZM11 199V198H10ZM13 199V198H12ZM69 199H70V197H69ZM73 199H75V201L77 200V199H79V198H77V197H74ZM72 199V200H73ZM81 199V198H80ZM84 199L87 201V200H91L90 202H92L93 204H97L98 202L96 201V200H98V199H90L89 197H84ZM147 199H148V197H147ZM210 199H214L215 200V202L212 200V202L214 203H212L213 204V206H212V204L210 203V204H207V203H209L210 202ZM237 199V198H236ZM4 199H2L1 201H3ZM8 200V199H7ZM44 200V199H43ZM83 200V199H82ZM96 201V202H93V201ZM107 200H109V199H107ZM209 200V201H208ZM226 200H229V199H227L226 198ZM238 200V199H237ZM68 201H70V200H68ZM80 201V200H79ZM100 201V200H99ZM110 201V200H109ZM109 201H106V202H108L109 204H110V202ZM111 201H113V200H111ZM122 201V200H121ZM148 201V200H147ZM242 201V200H241ZM4 202H6V201H3V203ZM63 202H64V200H63ZM73 202V201H72ZM116 203H119V202H117V201H115ZM148 202H150V201H148ZM159 202H161L160 200H159ZM191 202V201H190ZM226 202V201H225ZM231 202H232V200H231ZM8 203H9V201H8ZM38 203H40V201L38 202ZM68 203V202H67ZM77 203V202H76ZM75 203V204H76ZM101 203V202H100ZM100 203H98L99 204V207H101L102 205L100 204ZM113 203V202H112ZM122 203V202H121ZM125 203V202H124ZM167 203V202H166ZM199 203H200V201H199ZM226 203H228V202H226ZM73 204H74V202H73ZM74 204V205H75ZM87 204H90L89 202L87 203ZM92 204V205H93ZM102 204H104V202L102 203ZM107 204V203H106ZM130 204V203H129ZM157 204V203H156ZM162 204V203H161ZM224 204V203H223ZM6 205H8L7 203H6ZM91 205V204H90ZM89 206V207H93V206ZM117 204H115V205H113V208H111V206H107V205H105V207H104V209H103V211H100V214H102V213H109V215L110 214H120L121 212L120 211H122V210H120L119 211V208H116V209H114V206H116ZM124 205V204H123ZM123 205H120V207L122 206L123 207V209H125L124 208V206ZM125 205H127L128 206V202L127 203H125ZM164 205V204H163ZM162 205V206H163ZM98 206V205H97ZM104 206V205H103ZM119 206V205H118ZM117 206V207H118ZM188 207V209H186L187 211L185 212V213H183L182 211H185V210H183L182 208H184V207ZM209 206H212L213 208H210ZM39 207H41V206H39ZM98 207V208H99ZM107 207V208H106ZM121 207V208H122ZM126 207V206H125ZM164 207V206H163ZM79 208V207H78ZM95 207H93L92 209H94ZM98 208H95V209H98ZM127 208H129V207H127ZM133 208H129L130 210H132ZM165 208H167L166 206H165ZM80 209H82V208H80ZM89 209V208H88ZM118 209V210H117ZM180 209H182V211L180 210ZM61 210V211H60ZM87 210V209H86ZM101 210H102V208H101ZM130 210H129V213L130 214H132L131 212H130ZM203 210H201V211H203ZM213 210L215 211V213H213ZM80 211H85V210H80ZM89 211V210H88ZM90 211H91V209H90ZM96 211V210H95ZM99 211H97V212H99ZM128 211V210H127ZM139 211V210H138ZM137 211V212H138ZM142 211V212H143ZM66 212L64 213V214H66ZM82 212V213H83ZM102 212V213H101ZM118 212H120V213H118ZM123 212V211H122ZM124 212H125V210H124ZM200 212V213H199ZM224 212H226L227 214H233L232 216L233 217H231L230 218V220L229 221H226L225 220V216L223 215L224 214ZM90 213V214H89ZM89 213H87L88 215H91V217H92V214H93V211L92 212H89ZM62 214V213H61ZM68 214H66L67 215V217H69V215ZM80 214H81V212H80ZM95 214V213H94ZM99 214V213H98ZM98 214L97 215H95V216H98ZM100 214H99V216H100ZM186 214V215H185ZM236 214V215H235ZM238 214V215H237ZM243 214H246V216L248 215V217H247V219L246 220H244L243 221V219L242 220H240L238 217H240L241 215H243ZM52 215V216H53ZM59 215V214H58ZM73 215H76V214H74L73 213ZM85 215V214H84ZM122 215H123V217H126L125 215L126 214H123L122 213ZM60 216V215H59ZM58 216V217H59ZM81 217H83L82 216V214L80 215ZM106 216H107V214H106ZM106 216L104 217V218H106ZM130 216V215H129ZM129 216H127V217H129ZM146 216V215H145ZM147 216V217H148ZM176 216V217H175ZM229 215H227L226 217H227V219H229V217H228ZM62 217H64V215L62 216ZM62 217H59V218H62ZM66 217V218H67ZM81 217H78V218H80L81 219ZM109 217H113V215H111V216H109ZM108 217V218H109ZM122 216H121V218H123ZM156 217V216H155ZM53 218V217H52ZM77 218V217H76ZM98 218V217H97ZM113 218H117V216L116 217H113ZM129 218H131V217H129ZM234 218H236L237 220H235ZM70 220L71 218H67L66 220ZM84 219V218H83ZM86 219V218H85ZM107 219V218H106ZM125 219H128V218H125ZM136 219V218H135ZM157 219V218H156ZM177 219V220H178ZM239 219V220H238ZM61 220H63V219H61ZM60 220V221H61ZM69 220H68V222H69ZM71 220H73V219H71ZM94 220V219H93ZM133 219H131V221H132ZM137 220V221H136ZM135 220V222L136 223H133L134 225L135 224H137V222H139V220L138 219H136ZM151 221L150 222H153L154 220H152V219H150ZM166 220V219H165ZM174 220H176V219H174ZM87 220H85V222H86ZM96 221V220H95ZM98 221V220H97ZM99 221H100V219H99ZM99 221H98V224H99ZM101 221L103 222V221H106V220H103V219H101ZM113 222V219H112V221L111 220H107V223L108 222ZM125 221V220H124ZM158 221V220H157ZM157 221H154L155 223H152V227H153V224H156V223H159V221H160V219H159V221L157 222ZM51 225L53 224V226H54V228H55V226H58V220H56L55 218H53V220H51ZM62 222V221H61ZM72 222V221H71ZM77 222V221H76ZM76 222L75 223H73V225L74 224H76ZM82 222H84V221H82ZM170 223H171V221H169ZM172 222H174V221H172ZM178 221H175V223H177ZM180 222V221H179ZM49 223V222H48ZM95 223V222H94ZM166 223V222H165ZM165 223H162V224H165ZM169 223V224H170ZM181 223V222H180ZM71 224V223H70ZM82 224V223H81ZM81 224L79 225V226H81ZM89 224H92V222L91 223H89ZM102 224V223H101ZM105 224V223H104ZM126 224H128V223H126ZM129 224H131V222L129 223ZM129 224H128V226H129ZM147 224V223H146ZM146 224L144 223V227L146 226ZM161 224V223H160ZM174 224V223H173ZM50 225V226H51ZM72 225V224H71ZM77 225V224H76ZM85 225H87V223L85 224ZM93 225H97V224H93ZM103 225V224H102ZM138 225V224H137ZM136 225V226H137ZM180 225V224H179ZM209 225V227H211V228H207V226ZM62 226V225H61ZM83 226V225H82ZM89 226V225H88ZM88 226H85L86 228H84V226L83 227H81V228H83V229H88ZM91 226V225H90ZM106 226H111V225H106ZM105 226V227H106ZM133 226V225H132ZM138 226H141V225H138ZM147 226H150L149 224H147ZM171 226V225H170ZM169 226V227H170ZM173 226V225H172ZM175 226H176V224H175ZM182 226V225H181ZM92 227H95V226H92ZM101 227V225H99V228ZM104 227V228H105ZM185 227V226H184ZM190 227V228H189ZM215 227L217 228V227H220L219 229H215ZM59 228V227H58ZM91 228V227H90ZM98 228V230H101V232H102V229L104 230V228H101V229H99ZM137 228V227H136ZM143 227L141 226V228L140 229H142ZM160 227L157 225V227H155L154 229H153V231H152V234L154 235V234H156V236H154V238L156 239V237H157V235H158V237L159 238H161V236H170V233H169V231L167 230L166 231V233H164L163 232V230L166 228H164V229H161V231H158V229H159ZM161 228H163V227H161ZM173 228V227H172ZM172 228H170V229H172ZM227 228H230V231H229V234H227V233H225L226 232V229ZM232 228H233V230H232ZM50 229H53V227L52 228H50ZM62 229V228H61ZM60 229V230H61ZM109 229H111V228H109ZM137 229H139V227L137 228ZM167 229V228H166ZM169 229V230H170ZM57 230V229H56ZM59 230V231H60ZM65 230V229H64ZM94 230V229H93ZM95 230H96V228H95ZM106 230H107V228L103 231V232H106ZM143 230V229H142ZM145 230V229H144ZM143 230V231H144ZM148 230H150V229H148ZM174 230V229H173ZM172 230V231H173ZM182 230V231H181ZM50 231H52V230H50ZM58 231V232H59ZM63 230H61V232H62ZM70 231V230H69ZM83 231H85V230H83ZM176 231V230H175ZM14 232V231H13ZM31 232V231H30ZM57 232V231H56ZM66 232V231H65ZM93 231L92 230H90V232L89 233H91V235L92 234H94V233H92ZM102 232V233H103ZM107 232H108V230H107ZM106 232V233H107ZM145 232V231H144ZM144 232H143V234H144ZM154 232H156V233H154ZM170 232H171V230H170ZM110 233H112L111 231H110ZM140 233V232H139ZM142 233V232H141ZM146 233V234H147ZM173 233H174V231H173ZM45 234V233H44ZM57 234V233H56ZM63 234H65V233H63ZM72 234V233H71ZM70 234V236H72ZM99 234V233H98ZM97 234V235H98ZM109 234V233H108ZM174 234H177V233H174ZM173 234V235H174ZM19 235V234H18ZM29 235V234H28ZM60 235V234H59ZM68 235V234H67ZM66 235V237H68ZM84 235L86 236L87 234L86 233H84ZM89 235V234H88ZM45 236H46V234H45ZM55 236V235H54ZM73 236H75V235H73ZM98 236H102V234L101 235H98ZM110 236H114V235H110ZM179 236V237H180ZM55 237H58V236H55ZM59 237H62V235L61 236H59ZM91 237V236H90ZM93 237V236H92ZM167 237V238H168ZM173 237H175V235L173 236ZM173 237H172V239H170V238H168V239H170V240H173ZM176 237H178L177 235H176ZM9 238V237H8ZM29 238V237H28ZM28 238L27 239H25L24 241L26 242H28ZM47 238H48V236H47ZM47 238H46V240H47ZM70 238V237H69ZM73 238V237H72ZM95 238V237H94ZM99 238H103V237H99ZM105 238V237H104ZM104 238H103V240L102 241H104ZM110 239H112L111 237H109ZM108 238V236H107V239H109ZM140 237H138V239H139ZM143 238V237H142ZM151 238L152 237H150V240H151ZM153 238V239H154ZM60 239V238H59ZM78 238H76L75 240H77ZM88 239H89V237H88ZM91 239L92 238H90V243H92L91 242ZM167 239V240H168ZM176 239V238H175ZM32 240V239H31ZM31 240H30V243H31ZM56 240H58V239H56ZM62 241H63V238L61 239ZM61 240H59V242H61L62 243V241ZM71 240H74V239H71ZM81 240H82V237H81ZM92 240H97V239H92ZM115 240V239H114ZM177 240H178V238H177ZM176 240V241H177ZM48 241V240H47ZM50 241V240H49ZM99 241H101V240H99ZM101 241V242H102ZM106 241V240H105ZM112 241V240H111ZM131 241V240H130ZM129 241V242H130ZM134 241V240H133ZM156 241H157V239H156ZM50 242H55V241H50ZM57 242V241H56ZM55 242V243H56ZM63 242H65V241H63ZM78 242H81V241H78ZM86 242V241H85ZM89 242L88 243H86V244H88L89 245ZM132 242V241H131ZM21 243V242H20ZM69 243H72L73 244V241L71 242L70 240H69ZM95 243H96V241H95ZM97 243H98V241H97ZM111 243V242H110ZM134 243H137V242H135L134 241ZM22 244V243H21ZM50 244V243H49ZM57 244V243H56ZM63 244V243H62ZM65 244V243H64ZM72 244H69V245H72ZM78 244H81V243H78ZM109 244V243H108ZM117 244H118V242H117ZM117 244H115V246L114 247H112L113 245H111V248H115L116 247V245ZM132 244V243H131ZM13 245V244H12ZM18 245V244H17ZM38 245H40V244H38ZM55 245V244H54ZM82 245V244H81ZM93 245H95L96 246V244H94V242H93ZM134 245V244H133ZM132 245V246H133ZM16 246V245H15ZM49 246V245H48ZM53 246V245H52ZM75 246H77V245H75ZM75 246H73V250L75 251V248H77V247H75ZM91 246V245H90ZM131 246V247H132ZM137 246H139L138 244H137ZM75 247V248H74ZM119 247H121V246H119ZM119 247H118V249L117 250H119ZM145 247V246H144ZM41 249H42V247H40ZM54 248V247H53ZM133 248V247H132ZM140 248V247H139ZM139 248H137V250L136 251H138V249ZM147 248V247H146ZM2 249V248H1ZM0 249V252L2 251ZM37 249H39V246L37 247ZM40 249V254H41V251H45V250H41ZM44 249V248H43ZM46 249H47V247H46ZM141 249H143V248H141ZM140 249V250H141ZM148 249V248H147ZM147 249H144V250H146V252L148 251V254H149V250H147ZM9 250H8V253L10 254V252H9ZM50 250V249H49ZM116 250V248L114 249V251ZM134 250V249H133ZM6 251V250H5ZM4 251V249H3V253L5 252ZM55 252H57V250L55 249L54 250ZM106 251V250H105ZM135 250L134 251H132L131 250V256H135V254H134V252H136ZM143 251V250H142ZM54 252V254H57L58 255V253H55ZM120 251H118V253H119ZM145 252V253H146ZM158 252H159V254H158ZM2 253V254H3ZM5 253H7V252H5ZM4 253V254H5ZM12 253H14V252H12ZM114 253H117V252H113V254ZM71 254V253H70ZM132 254H134V255H132ZM138 254H140V251L138 252ZM147 254V255H148ZM45 255V252L43 253V256ZM116 255V254H115ZM122 255H124V254H122ZM125 255H128V254H125ZM142 254H140V256H141ZM143 255H146V254H143ZM142 255V256H143ZM146 255V256H147ZM117 256V255H116ZM129 256V255H128ZM146 256H143L142 257V259H147V257ZM112 257H114V255H112ZM111 257V260L112 259H115V258H112ZM118 257H122V258H118ZM124 257H126V256H124ZM14 258V257H13ZM117 258L118 259H122L123 261H121V262H123L124 263V260H126L128 257H126V259H123V256H117ZM138 258H139V255H138ZM10 259V258H9ZM43 259H44V257H43ZM118 259H116L117 261H118ZM129 259V258H128ZM127 259V260H128ZM135 259H136V257H135ZM2 260V259H1ZM6 261L5 262H7V259H5ZM10 260H12V259H10ZM23 260H24V258H23ZM69 260H71V259H69ZM119 260V261H120ZM130 260V259H129ZM137 261H138V259H136ZM136 260H135V262H136ZM149 260V259H148ZM13 261V260H12ZM15 261H19V262H21L19 259L18 260H16L15 258H14V262ZM143 261H145V260H143ZM18 262V263H19ZM25 262V264H26V261H24ZM71 262V261H70ZM114 262H116V261H114ZM121 262H119V263H121ZM126 262V261H125ZM140 262H142V261H140ZM149 262V261H148ZM150 262V263H151ZM12 263V262H11ZM129 263L131 264V262L129 261ZM137 263V262H136ZM143 263V262H142ZM141 263V264H142ZM2 264H4V261L2 262ZM16 264V263H15ZM22 264H24L23 262H22ZM126 264H128V262H126ZM134 264V263H133ZM152 264V263H151ZM153 264H155L154 262H153Z\"/></svg>",
	"mask_w": 264,
	"mask_h": 264
}]
</instances>
